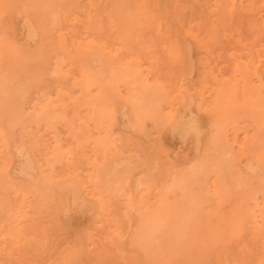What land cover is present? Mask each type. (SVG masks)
<instances>
[{"label": "rangeland", "instance_id": "374dc122", "mask_svg": "<svg viewBox=\"0 0 264 264\" xmlns=\"http://www.w3.org/2000/svg\"><path fill=\"white\" fill-rule=\"evenodd\" d=\"M55 1H56L57 6L53 8L49 5L47 0H0V26L3 24L0 27V91L12 90L15 92L23 93V97L21 98V107L23 109V112H24V114H33L31 105H32V103H34L37 94L35 93V89L33 86H28L25 83L28 81V77L30 78L32 70L35 69V67H34L35 65H33V62H35V60H36V62H37L36 66L38 67V69L41 68L40 69L41 82L38 84L39 88L42 89L43 91H46L47 93H49L51 98H55L57 93L60 92L59 94L62 95L65 102L69 103L68 100H70V98L75 99L79 95V91H77L78 87L75 85L76 77H77V74H76L77 70H76L75 66H70L68 64V60H65L62 63V66L59 67L60 69H54L53 68V67H55L54 61L59 60L63 55H66V56L71 57V58L77 57V56H79V58H80L82 56L80 59L85 60V61L91 60L92 58L94 59L93 54L91 52H89L90 50H88L85 46H87V45L94 46V45H97L99 43V44L104 45V48H106V49H104L105 54H108V52H109V54H111L110 57H108V58L105 56V58H107V60H108V65L106 63H105V65L102 63V66L106 69V72H107L106 75L111 74L110 71L113 70V85L112 84L110 85V88L112 89V95H113V96H111V100H110V104L113 108V117L110 118L111 125L108 127V129H107V124H108L107 121L109 120V118L106 117L105 122H107V123L102 125L101 128H99V130H96L92 126H90L88 124H84V112H83V110L80 111V110L74 109L72 107V105L70 104L71 107L69 105L66 109L69 111V107L71 108V111H69L70 115L66 114L65 120L59 124L57 123L52 131L45 130L43 128V126H41V125H38V126H36L34 124L30 125L29 120H28V118H29L28 115H25L24 121L22 123L23 125L22 124H16L15 126L10 128V129H12L11 130V140H12L13 145H18L20 143L19 136L26 134V138L24 140L26 152H28V156L33 160L34 163L41 166L39 169L41 178L45 179L48 183H50L52 188L54 189V192H53V196H54L53 199L54 200L51 204H54L56 199H59L60 201H62L61 213L63 212V214H60L61 216L59 219V223H57V222L54 223V222H52L53 216L51 215V211L49 208H47L46 206L39 207L31 198L27 199L26 201H23V203L21 201V203L24 204L25 208L23 210L21 208V210L23 211L21 213L22 214L21 216H23V217L20 218V222H21L22 226L26 227L25 229H26V232L28 235L25 238L21 239L18 243H12L11 241H9L7 239V241L4 242V244H6V246L4 248H2V246L0 245V264H29V263L32 264L31 262H33L32 261L33 257H35L34 260L39 257V259L35 260V261H38V263H36L34 261L33 262L34 264H53L56 261V259L60 256V253L63 254L67 250H71V249H78L81 251L82 260L80 261L79 264H103V263H105V264H107V263L108 264H111V263L112 264H116V263L121 264L120 262H123L122 258L119 256L117 258L118 254L116 253L115 249L113 248V245H111L110 241H108V239H109L107 237L108 232L109 231L112 232L115 230V227H114L115 222L119 223V225L123 229L124 223H122V221L125 219L124 221H125V223H127L124 225V227L127 226L126 228H124V231H123V233L125 234L129 228V225H128L129 220L128 219H130V220L139 219L141 214H143V212L147 210V207L155 204L154 202L159 197L160 188L163 187L164 190L166 191V188L169 185L168 182L171 185L172 182H174L172 180H175V179H177V181H179L178 183H181V181H182L183 186L179 184L180 187L182 186L181 190H183V191L186 190L188 192L187 193L184 191L185 195H184V197H182V195L184 193H183V191L179 190V188H180L179 186L177 187V189H175L178 191H174L173 187H172L173 189H171L173 191H167V192H172L170 194L167 193V194H169V196L167 195L168 196L167 197L168 198L167 203L170 202L172 205H174L176 207L178 206L182 210L186 211L185 216L183 217V220H181V222H180L181 223L180 227L182 230H181V233L179 232V235H181L182 243H180V245L177 242H175V244L173 243V246H175V245H177L178 247L181 246V248H180L181 251H179V253H180L182 259H184L185 261L189 260V259L190 260L193 259V261H191L192 262L191 264H195V263L200 264L201 261H202V264H204L203 261L206 262V264H208V261H209V264L210 263L211 264H213V263L218 264V261H219V264H264V214L262 216H258V213L250 211V210H252L251 203H253V200H251V198L253 199V198H257L259 196H264V194H261L264 191V184H262V182H264L263 181L264 180V178H263L264 177V158H263L264 148H262V146L264 147V127H263V125H264V114H263L264 113V79H263V77H264V42H263L264 41V16H263L264 15V0H261V1L260 0H255V1L254 0H201V1L200 0H183V1L182 0H173V1L172 0H163V2H162V0H154L155 3L152 0H141V1L138 0L137 4H136L137 0H130V1L129 0H126V1L125 0H116L117 3L116 2L114 3L115 0H113V1L110 0V1H112L113 9L115 8V10L109 8L110 6H112L110 4H108L109 7H107L106 4L110 3L109 0H70V1L66 0V3H67L66 5L64 4V2H65L64 0L63 1L62 0H55ZM95 1L98 3H96ZM102 1H104V2H102ZM150 1L153 2L152 7H151ZM253 1H254V3L252 4ZM59 2H60V4H59ZM140 2L142 3L141 6H140ZM84 3L88 4V6L86 5V7H83V6H85ZM223 3H225V4H223ZM62 4H64V5L62 6ZM101 4H102V7L100 9H101V11H103V13H101V15H100L99 14L100 9L98 11V10H96V8L98 9V7H100L99 5H101ZM120 4L121 5L129 4L130 9H129V7H127V5L122 7ZM177 4H178V6L176 8ZM188 4H189V6H188ZM244 4H245V6H244ZM60 5L62 7H60ZM136 5H137V7H135ZM143 5H144V7H142ZM120 6L122 9H124V8L128 9V11L122 10L124 12V16H123V13L121 11H119V10H121ZM181 6L184 7L183 13H182L183 10H181V9H183V7H181ZM190 6H191V8H190ZM103 7H106L107 10H109V11H111V10L115 11L114 13L117 14V16H119V14L122 13L121 16H123V18L128 17L129 10H130L131 14L133 13V15L129 14L132 17H128V19H126V20L124 18V20L126 22L128 20V22H127L128 25L129 26L132 25V27H134V28H131V31L134 29L132 32V35H133V38L134 37L135 38H134V40H132L130 38V36L132 37V35H130L131 32L128 33V31L130 29H128V31H127L126 28H129V27H128V25L124 24V26L126 27V28L125 27L124 28L126 29L127 34L129 36V38H127V36H126V38L131 39L132 44L134 42L135 45L138 44L139 41L142 42L143 47H142V44H140V42H139L140 45L138 44V46H140V47H138V49L140 50L141 54H142V52L144 53L145 56H143L144 57L143 59L145 61L144 60L142 61V57H138V56H140V55H137L138 53L135 54L136 57L132 58V56H130V57H128V59L126 58V60L123 61V59H125L122 57L124 55V53L125 52L127 53L128 50H131L129 48H133L134 45L132 47H129V48L126 45L128 50L125 48V45L123 48L120 45H122L126 40L121 41L124 37L121 40H119V38H118V36H120V35L122 37L123 33L120 34V32H117L118 35L116 36V33H114V32L116 31V29L117 30L121 29V31L125 32V30L123 28V23H126V22H121V21H123V18L121 16H119L121 18V21H120L117 17L114 16L113 13L111 14V12L105 11L106 8L102 10ZM117 7L120 9H118ZM131 7L133 8L134 11L136 9H137L136 11H139V9H140L141 12L139 11V13H141V14H139L138 12L135 13ZM149 7H151V8H149ZM153 7H156V8H153ZM185 7H187V8H185ZM251 7H253V8H251ZM87 8H88V10H87ZM14 9H16L17 11H15ZM156 9H158L159 11ZM252 9H254L253 12H252ZM150 10H151V12H149ZM176 10H179V12L181 14ZM46 11H48V12H46ZM58 11H60V12H58ZM92 11H95L94 12L95 14L98 12V14H97V15H99V16H97L98 18H94L95 16H94V14H92ZM156 11H157V14H156ZM175 11L178 13H174ZM249 11H251L253 14H255V13L257 14V15L255 14L257 16L256 19H254L253 14L251 15V17H249V14H250ZM17 12H18V16H17ZM125 12H126V14H125ZM185 12H186V14H185ZM226 12L229 14L228 17L231 18V20L228 19L230 21H227L229 23L226 22L227 19L225 20V18H228V17H226V14H225ZM57 13H64V14L60 15ZM85 13H87V14H85ZM149 13H150V15H148ZM204 13L205 14L207 13V14L205 15ZM103 14H105V15H103ZM110 14L113 16L111 18H114V19L116 18L115 20L111 19V22H112L111 28H113L115 25L117 26V22H118V26L121 24L122 25H121V28L120 27L119 28L114 27L112 29L114 31L113 34H115L114 37H113V34L111 35L112 31L107 28L108 30L111 31V32L108 31V34L110 32V35L113 38L117 39V40H115L113 38L111 39V37L109 35V38H107V41L109 39V42H110V40H112L111 44H113L115 42H116V44H114L115 46L112 47L113 50L110 47L109 51H108V49H107L108 43L106 44L105 41H102L103 40L102 36L105 35L106 33L104 32V34H102V36H100V34H101L100 33L99 34L100 37L97 36V37H99V39L96 37L97 41L99 40L98 42H95L96 38L94 37L97 34H95V35L93 34L91 36L90 33H93L94 31H95L94 33H96L97 27L102 28L103 24H101L99 22L100 20H103L102 16H103V18L106 16V18L110 21V18H109L111 16ZM158 14H160L161 16ZM175 14H179V15L175 16ZM244 14H246V15L248 14V17H245ZM80 15H81V17H80ZM156 15H158L159 19H158L157 23L155 22L157 26L154 25L153 28L156 27L157 31L156 30L155 31H156L157 37L155 35H153V36H155L156 38L159 39L160 42H158L156 40V42L159 44L162 42V40L165 43V41H167V39H168V41H167L168 43L162 44V46L160 45V47L162 48L161 49L162 51L161 52L159 51V55L161 56V58L163 57V60H160L159 65H158V59H159L158 56H157V58H158L157 61H154L156 59L154 56L155 55L154 52L156 50L154 51L152 48V50L154 51L153 52L150 49L153 43L150 45V47L146 43V42H148L150 44V42H154L152 40L155 39V38L154 39L151 38L152 40L148 39L147 38L148 35L146 37V34H149L147 29L149 26H151L150 24H147L149 21L147 23H146V21L151 19V20H153L152 22L154 23V21H156V18H155ZM164 15L167 16V18H164ZM194 15H195V17L192 20V16H194ZM11 16H12V18H11ZM14 16H16V17H14ZM85 16H87L86 17L87 19H84ZM133 16H134V18H133ZM148 16L150 19H148ZM242 16L245 18L244 21L242 20V18H240ZM140 17H142L141 18L142 23L140 22V19H139ZM143 17L145 19L144 22L142 20ZM106 18H104V19L106 20ZM136 18H138V19H136ZM181 18L184 21H185L184 18H187V20H186L187 24L185 23L186 27L184 26V21H182ZM196 18L198 19L197 21L195 20ZM236 18H238V20L241 19V21L244 22L243 23L244 25L242 24V26H241L240 25L241 23H239V25H238L237 22H240V21H237ZM258 18H259V20H261V22H259L257 20ZM3 19H5V20H3ZM25 19H26V21H24ZM96 19H100V20H96ZM130 19H132L133 21L135 20V22H137L139 25H137V23L134 22L133 23L135 25L134 26ZM235 19H236L237 24L233 22V21H235ZM252 19H254L253 22H255V23L251 22ZM105 20L103 22L107 23L108 21L105 22ZM112 20L116 21V24ZM22 21H23V23H22ZM27 21H28V23H27ZM96 22H98V23H96ZM169 22L172 25H170ZM193 22H195V23H193ZM201 22H202V25H201ZM24 23H26V24H24ZM52 23L58 24V25L54 26V24H52ZM87 23H89L90 25H88ZM246 23H247V25H245ZM256 23H258V24H256ZM29 24H31L32 26ZM146 24L148 26H146ZM167 24H168V26H167ZM230 24H233V26L236 24L237 28L240 27L241 31L237 32L238 29L236 28L235 29L236 33H235V31L232 32L233 26H231ZM66 25L69 27H65ZM76 25L79 27L76 28L77 27ZM93 25H95L96 27L95 26L93 27ZM136 25L139 27V30H144L143 31L144 33H142V35L145 34L143 36H144V38H147V39H144L142 36H140L139 33H141V32L139 30H137L138 27ZM173 25L176 26V28L174 27L173 30H171L172 34L170 36V32L166 33V31H168L167 29L170 30ZM250 25L254 26V27H251ZM10 26H12V27L10 28ZM26 26H29V27H26ZM53 26L56 28H54ZM74 26H75V29H74ZM104 26H105V24H104ZM228 26H230V27L228 28ZM107 27H108V25H107ZM136 27H137V29H136ZM142 27L144 29H141ZM218 27L220 28V31H219ZM231 27H232V30H231ZM22 28H23V30H22ZM100 28H97V32H100V30H99ZM195 28H196V31L198 30L197 32L194 30ZM54 29H56V30H54ZM104 29H105V31L107 30L106 28H104ZM207 29H209V30L207 31ZM102 30H101V32H102ZM149 30H151V29H149ZM179 30H181L183 32H181ZM65 31H66V33H65ZM158 31L159 32L161 31V33L159 34ZM178 31L180 32V34L178 33ZM203 31H204V33H203ZM17 32H19V33L22 32L21 37H20V34H18ZM32 32H34V34ZM75 32H77L76 35H74ZM228 32L231 33V35ZM12 33H13V35H12ZM26 33L28 34L27 36H26ZM135 33H136V35H135ZM154 33L155 32H152V34H154ZM125 34L126 33H124V36H125ZM173 34H174V37L172 36ZM197 34H198V36H197ZM234 34L237 36H234ZM241 34H242V37L245 39H243L241 37ZM167 35L169 38H167ZM12 36L14 37L15 40L12 39L13 38ZM24 36H26L27 38L26 37L24 38ZM76 36H79V37H76ZM105 36H107V35H105ZM149 37H151V36H149ZM161 37H162V39H161ZM170 37H172V38H170ZM261 37H263V38H261ZM2 38L3 39L5 38L7 40H5V39L2 40ZM76 38H79V39H76ZM94 38H95V40H94ZM180 38H181V40H179ZM23 39H24V41H23ZM26 39H27V41H26ZM28 39H29V41H28ZM229 39H233V40H229ZM92 40H94V41H92ZM183 40L186 41L185 44H184ZM217 40H221V41H217ZM260 41H262V42H260ZM19 42H21V43H19ZM23 42H26V43H23ZM121 42H123V43L121 44ZM173 42H174L175 46H174V44H172ZM218 42H221V44H219ZM126 43H129V42H126ZM214 43H216V44L218 43V44L216 45ZM222 43H224V44L227 43L226 44L227 47L223 44V47L225 46L224 49H226L225 53H224L225 50L221 49L222 51L221 52L219 51L220 45L222 46ZM228 43L231 45L230 47H229ZM257 43H258V45H257ZM159 44H157L156 49L160 50V48H158ZM171 44H172V46H171ZM119 46L121 49L119 48ZM129 46H130V44H129ZM217 46L219 49H216ZM171 47H172V49H171ZM228 47H229V49H231V47H232L231 51L227 50ZM236 47H238L239 49H237ZM143 48H144V51H143ZM241 48H243V49L241 50ZM246 48H248V49H246ZM53 49H56V50H53ZM135 49H137V48L135 47ZM145 49H147V50H145ZM173 49H175V50H173ZM186 49H188L189 51H187ZM250 49H251V51H250ZM171 50H173V52ZM184 50H186V52H189V54H187ZM238 50H240L242 53L239 52ZM122 52H124L123 55H122ZM152 52L154 53V55H152L153 54ZM170 52H172L171 54L173 57V58L171 57V59L169 57V56H171ZM184 52L187 55H185V54L183 55ZM235 52L240 53V54L239 55L237 53L235 54ZM85 53H86V55H81V54H85ZM215 53H216V55H215ZM222 53H223V55L224 54L225 55L223 56ZM48 54H49V59L47 58ZM76 54H78V55H76ZM146 54L149 58L147 60L148 62H146V59H145L147 57ZM161 54L164 56H162ZM253 54L255 55V57L253 56ZM150 56L154 60H151ZM152 56H154V58ZM185 56L187 58L190 56L189 57L190 61L193 59L192 61H195V62L191 61V62H187L185 64L184 60H185V62L189 61V59L187 60V58ZM243 57L245 59L247 58L248 61H250V62H248L247 60L245 61V59H242ZM110 58L112 60H110ZM167 58L170 61H172V60H174V61L178 60V61H177V63L174 61H172L170 63V61ZM220 58H222V59H220ZM164 59H167V60H164ZM223 60H225V61L223 62ZM226 60H227V62H226ZM229 60H231V61H229ZM141 61H142L143 66L141 64ZM162 61H163V63H162ZM218 61H220V62H218ZM228 61H229V63L232 62V64H233V61H236V63H237V64H235L236 67H234L235 66L234 64H233L234 66H232V64H231V67H230V65L228 64ZM256 61H258V62H256ZM132 62H134L135 64L136 63L139 64L138 69L141 68L142 70L137 71V67H136V70H134L135 69L134 66H137V65H135ZM165 62L170 63L169 67L171 66L170 74L168 73L169 75L165 74V73H167L166 71L168 69V67H167L168 64H166ZM42 63H44V64H42ZM153 63H155V65ZM172 63H173V66L171 65ZM175 63H176V65H175ZM145 64L152 66L153 69H151L152 67H150L148 65L145 66ZM160 64H162L161 67H160ZM191 64H193L192 68L194 67L193 68L194 70H193V73L191 72L192 74L190 75L191 70L189 71V68L191 66L188 67V69H187V66L191 65ZM31 65H33V66L31 67ZM174 65L178 68L176 69L174 67ZM237 65H238V67H237ZM252 66H254V67H252ZM43 67H45V68H43ZM155 67H156V69L158 68L157 72H156L157 74L155 72H153V70H156ZM159 67L162 69L161 72H160ZM224 67L231 68L232 71L228 72L226 70V68H224ZM163 68H167V69L163 70ZM246 68H248V69H246ZM222 69H224V71ZM231 69H228V70H231ZM52 70H54V71L52 72ZM73 70H75V71H73ZM169 70H170V68H169ZM187 70L189 72L190 77H188ZM233 70H235V71L233 72ZM22 71H23V74H22ZM61 71H62V73H60ZM133 71H134V74H133ZM174 71H176V74L174 73ZM225 71H227L226 72V73H228L227 75L225 74ZM51 72L54 73V74H52L53 76L54 75H57V76H54V77L51 76ZM239 72H241V73H239ZM20 73L22 74V76ZM231 73H232V75L234 74L233 76H231L233 78H230L228 76ZM253 73H255V74H253ZM147 74H149V75H147ZM164 74H165V76H167L169 78L172 76L175 77V79L172 77V79H174V82L172 83L173 86H167L166 87V85L164 83L167 80H166V77L163 76ZM222 74H224L223 78L220 77V76H222ZM235 76H236V78H235ZM158 77H160L161 79H159ZM178 77H180V78H178ZM241 77H242V79H241ZM162 78L164 80H162ZM68 79H70V81H68ZM235 79H238L237 81L238 82L240 81V82L238 83ZM256 79L258 81L259 80H261V81H259V83H258V81ZM50 81H52V84L50 83ZM219 81L221 83L225 82L228 85L223 86V84L225 85V83H222V84L219 83V85H217ZM67 82H69L68 85L70 84L69 90L65 89V86H66L65 83L67 84ZM169 82H170V80L167 83H169ZM177 83H178V86H177ZM234 83L235 84L238 83V84H237V87L233 89V87H231V86L234 85ZM244 83H246V84H244ZM9 85H11V86H9ZM116 85H118V86H116ZM67 86H66V88H68ZM220 86H222L223 89L225 88L226 93L222 94V92H224V91L220 90V88H219ZM238 86H240V87H238ZM159 87H161V88H159ZM137 88H138V91L136 90ZM216 88H218L219 91ZM70 89L73 91H74V89H76L77 92L74 91L75 92L74 93L72 91V93H71ZM128 89L135 96L134 100L138 103L136 106L137 109H135L132 106V104L128 98L129 97L128 92H127ZM171 89L173 90V93H172ZM230 89H232V90H230ZM122 90L124 91V93ZM213 90H215V92ZM216 91L218 94L216 93ZM244 91L246 93H244ZM51 92H52V94H51ZM149 92H150V94H149ZM185 92H186V94H185ZM215 93L217 94L216 100L219 99V101L217 100L218 102L216 104V108L220 113V117L217 119H215L213 117V115H211V114H213L211 111V108L212 109L215 108L214 105H215L216 101H213L214 95L216 96ZM71 94H72V96H71ZM249 94H250V97H249ZM223 95L224 96L226 95L225 100L222 97ZM185 97L188 98V99H185L186 101L183 100ZM232 101H233V104H232ZM186 103H188V105H185ZM123 104L125 106H123ZM207 104H209V105L207 106ZM219 105H221V106H219ZM121 106H123V107H121ZM197 106H199L200 108L198 109ZM167 108H169V111L167 110ZM252 109H254V110L256 109V110L252 111ZM116 110H118V111H116ZM120 110L122 111V113ZM231 110H232V112H231ZM233 110H236V111H233ZM116 112H119V113H116ZM178 114L181 115L179 118H180V122H181L182 127L180 128L179 131L178 130L175 131V129L172 125L173 122L171 120H173L172 115H176V117H178L179 116ZM82 115H83V117H82ZM188 115H189V117H187ZM126 116H127V118H126ZM202 117H204V118L202 119ZM125 118L127 119V121ZM197 118H198V120H197ZM66 119H68V120H66ZM116 119H118V121ZM122 119H124V120H122ZM237 120H239V121L237 122ZM52 121L54 122L56 120L53 118ZM197 121H199V124L197 123ZM231 121L234 125L231 124ZM129 122L131 123V125ZM191 122H194L197 125L202 126V127L199 126V130H201L202 132L200 131L201 136L199 135L198 138H197V135L195 133L193 135L192 130H188V125ZM185 123L187 124L186 128H185V125H186ZM221 123H222V125H220ZM126 124L128 127L126 126ZM213 124H215V125H213ZM76 125H77V128H76ZM166 125H168V126H166ZM219 125H220V127L225 125V127L218 128ZM261 125H262V128H261ZM216 126H218V127H216ZM164 129H165V131H164ZM18 130H20V131H18ZM133 130H134V132H133ZM147 131L149 134L147 133ZM101 132L102 133L108 132L109 139H106V138L102 139L103 134L101 135L100 134ZM171 132H173L174 134ZM63 133H66V134H63ZM181 133H183V134H181ZM241 133L242 134L244 133V135L242 136ZM203 135H205V136H203ZM233 135H235V136H233ZM206 136H208V137H206ZM218 136H220V137H218ZM230 136L233 137V140L231 139ZM168 137H169V139H168ZM173 137H175V138L173 139ZM239 137H240V139H239ZM68 138H69V141H65ZM157 138H159V139H157ZM221 139H223V140L221 141ZM235 139L238 142L240 141V144H238V142L235 141ZM107 142L110 144V146L108 145ZM233 142H235V143L233 144ZM194 143H195V145H194ZM65 144H67V145H65ZM119 146H120V148H119ZM121 146H123V149ZM127 146L129 148H131L132 150L130 151V149ZM154 146H156V147H154ZM29 147H32L33 149L29 150ZM125 148L128 149L130 152L128 150L127 151L125 150L126 151L125 152L124 151ZM155 148L157 150V153H156ZM158 148H160V149H158ZM161 149H163V150H161ZM199 149H201V150H199ZM158 150H160L161 152L159 153ZM230 150L232 151L231 154L229 153V152H231ZM77 151H78V153H77ZM107 151H108V154L106 153ZM142 151H143V153H142ZM211 151H213L217 155H219L221 158V161L223 163V169L222 170H224V171H223V174H221L222 176L220 178L218 190L213 188V185H212L213 184L212 183L213 177L208 172V170L206 169L207 158L210 155ZM225 151H226V153H225ZM52 152H56V153L53 154ZM61 152H62V154H61ZM153 152L156 153V154H154V156L156 155L155 157L152 155ZM199 152H200V154H199ZM205 152H207L209 155ZM252 152H253L254 156H253ZM104 153L108 155V159L110 160L109 166H111V165L113 166V177H114L113 178V193L110 196V198L108 199V205H109V207H108L109 213L108 214H109L111 219L109 221L106 219L107 217L106 218L101 217V218H103L101 221L100 216L97 218V212H98L99 204L94 199L93 200L90 199V196L87 195L86 197L89 200V203H90V205H92L94 210L91 211V213L86 212V211L84 212V210H83V213H81V215H84V214L85 215L84 216H81V215L78 216V219H77V217H74L73 218L74 224H71L68 222V220H69L68 218H70V216L73 217L74 213L71 212V214H69L68 217H64L65 210L72 207L73 200L75 198L83 197V193L80 189V184H81V182L84 181L85 177H87L88 175L91 174V169H90L91 164L92 163L100 164L104 160V158H103ZM128 153H130V154H128ZM140 153H142L144 155H142ZM185 153H187V154H185ZM223 153H225V154H223ZM57 154H59V155H57ZM125 154H127V155H125ZM147 154H149V155H147ZM221 154H222V156H221ZM12 155H13L12 156L13 161H10V165L12 166V168L9 167L10 166L9 165L7 168V171H8V176L14 179L15 176L17 175V172L21 168L22 163L19 159H16V157H15L16 154H12ZM54 155H56V156H54ZM224 155H226V156H224ZM47 156L52 159L51 162L53 164L51 162H49V165L45 166L44 160L47 158ZM99 156H101V157H99ZM159 156H161V157H159ZM200 156H202L203 158ZM149 157L150 158L152 157L150 163H148L149 162L148 160L150 159ZM251 157H252V159L250 160ZM260 157H261V159H260ZM98 158H100V159H98ZM114 158H118L117 161H116V159L114 160ZM161 158H162V160H164L163 161L164 163L167 162L165 165L163 164V166H161L162 169L158 167L159 163L160 164L162 163ZM79 159H80V161H79ZM180 159H181L182 163L179 162ZM262 159H263V161H262ZM176 160H178V161H176ZM188 160H191V161H188ZM252 160H254V161H252ZM112 161H114V162H112ZM195 161L197 162L198 165L195 164L196 163ZM248 161L251 162L250 165L251 164L253 165L252 167H250V169H247V166L248 167L250 166ZM1 162H2V160L0 158V164H1ZM192 162H193L194 166L191 167L190 163H192ZM247 162H248V164H247ZM116 163H118V164H116ZM254 163H256V165H254ZM82 164H84V165L82 166ZM151 164H153L154 167L151 166ZM79 165H80V167H79ZM185 165H186V167H185ZM16 166H19V167H16ZM142 166H144V167H142ZM189 166L191 167V170H190V173L187 174ZM243 166H246V167L243 168ZM56 167L57 168L61 167V169L60 168L57 169ZM83 167H86V168L83 169ZM135 167H138V168H135ZM182 167H183V169L181 170ZM195 167H197V168H195ZM151 168H152V170H151ZM13 169L16 172L15 171L13 172ZM184 169H186V171H183ZM192 169H194V170H192ZM242 169H244V170L242 171ZM160 171L161 172L163 171L164 174L161 175ZM193 171H195V172H193ZM173 172H174V174H173ZM175 172H177V174H175ZM181 172L183 173V175H181ZM154 173H156V175ZM194 173H195V175H194ZM198 173H202L203 176L201 175L200 177H198L199 176ZM204 173H205V175H204ZM236 173L242 177L236 176V178H235V175H237ZM254 173L256 175H254ZM13 174H14V176H13ZM160 175L163 178H161ZM208 175H210V176L207 178ZM247 175L248 176L252 175V176L250 178ZM73 176L76 178H74ZM176 176H177V178H175ZM231 176L234 177L233 178L234 181H232V182H231V180H232ZM202 177H203V180H200V179H202ZM222 177H223V179H222ZM253 177L255 179H253ZM256 177L259 181L256 179ZM204 178H206L208 180L205 179L206 181H204ZM237 178H239V181H237L238 180ZM240 178H242V179L244 178L243 179L244 181L241 182ZM164 179H165V181H164ZM235 179H237V180H235ZM260 179L261 180L263 179L262 182ZM132 180H134L135 182ZM167 180H169V181H167ZM254 180L256 182H253ZM0 181H1L0 185L3 186V187H0V197H5V199L14 207L19 205L20 199L17 198V196L12 193L11 189H9L10 187L8 186L6 179L3 177V175H1V173H0ZM31 181H33V180H31ZM65 181H66V184L64 183ZM72 181H74V182H72ZM236 181H237V183L234 184ZM61 182H62V184H61ZM157 182H158V184H157ZM244 182L247 184V186L250 184L249 187L243 185ZM251 182H252V184H251ZM227 183L230 186H228ZM174 184L176 186L178 185L176 181L174 182ZM208 184H209V186H208ZM237 184H239L238 185L239 187L237 186ZM62 185H66V188H61V192H59L58 187H62ZM206 185L208 186L207 187L208 189L206 187H204ZM233 185L234 186L236 185L238 189L236 190V188H234ZM72 186H74V188ZM185 186H186V188H184ZM260 186H261V188L259 190H261V191L263 190V191L259 193L258 188ZM4 187H5V189H4ZM7 187H8V189H7ZM241 187H242V189H241ZM1 188H2V191H1ZM146 188L148 189V191ZM168 188H167V190L170 189V188L169 189ZM211 188H213V189H211ZM6 189H7V191H6ZM72 189H73V191H72ZM232 189H233V191H232ZM245 189H246V192H245ZM79 190H80V192H78ZM132 190H133V194L131 192ZM227 190H229L230 193L233 192L234 194L229 193L230 194L229 195ZM5 191L7 192V194L5 193ZM68 191H69V193H68ZM235 191H236V194H238L239 196L235 195ZM9 192H10V194H8ZM129 192H130V194H129ZM157 192H158V194H157ZM239 192H240V194H239ZM242 192H244V195ZM245 193H247V194L245 195ZM254 193H255V195H254ZM76 194H77V196H76ZM78 194H79V196H78ZM128 194H129V196L126 197ZM144 194H146L147 196L146 195L143 196ZM219 194H221V195H219ZM248 194H250V198L247 196ZM251 194H253V195L251 196ZM74 195L76 197H74ZM191 196L194 197V200L191 203H189L188 200L191 198ZM229 196H232L233 198H234V196H236L238 199L232 200L231 197H229ZM244 196H245V199H244ZM63 197H65V199ZM208 197H209V199H208ZM126 198H128L130 200H127ZM171 198H173L172 199L173 203L171 202ZM225 198H227V199H225ZM66 200H67V202H66ZM237 200L244 201V202L239 203V201H238V203H236ZM127 202H128V205L126 204ZM151 202H153V203L151 204ZM233 202L235 204H238V207ZM243 203H245V204H243ZM132 204H134L136 206L134 208V210H133V208L130 207V210L133 213V214L132 213L131 214L134 215L135 217L130 214L129 209L127 210V208L129 206H131ZM115 207H117V209ZM119 207H123V208L119 209ZM219 207L222 208L220 212L217 210V208H219ZM241 207H243V208H241ZM223 208L226 210V212H225V210H223ZM118 209H119V211H118ZM231 210L233 211L232 213H230ZM25 211H27V212H25ZM117 212L118 213L121 212L120 213L121 217H120V215H118ZM240 213L243 215V217H240V215H241ZM249 213L251 215H249ZM149 214H151V213H149ZM153 215L154 214H152V216ZM230 215H231V217H230ZM246 215H248L250 218L251 217H253V218L252 219H250V218L244 219V217L247 218ZM254 215H255V217L257 215V217H259L258 219H261V221L255 220L257 217L254 218ZM148 216H150V215H148ZM36 217H38V219ZM80 217H82V219ZM83 217H84V219H83ZM227 217H229V218H227ZM65 218H67V220ZM240 218H242V219H240ZM40 219H42V221ZM150 219H151V217H150ZM235 219H237V220H235ZM0 220H1V215H0ZM80 220H82L81 221L82 223L79 222ZM38 221H39V223H38ZM233 222H234V224H233ZM255 222H257V225L255 224ZM79 223H80V225H78ZM31 224L33 227H31ZM258 224H260V226ZM233 225H235V226H233ZM76 226H78V227H76ZM104 226H106V227H104ZM255 226H258V227H255ZM51 227H52V229H56V227H57L59 231H56V234H53L54 232L49 229ZM228 227H230V228L227 230ZM76 228L78 231L80 230L79 231V232H81L80 234L76 230ZM83 228H85V229H83ZM104 228H105V230H104ZM260 228H261V230H260ZM255 229L259 230V234L257 233V230H255ZM68 230H69L70 234L68 233ZM218 230L220 231V233ZM262 230H263V233L260 234L262 232ZM97 231H99V232H97ZM101 231L104 233H101ZM182 231H183V234H182ZM254 231H256V233ZM64 232H65V234H63ZM49 233H52V234L50 235ZM77 233H78V235H77ZM218 233H219V235H217ZM58 234L59 235L63 234V235L61 237L56 236L53 238V235H58ZM69 235L71 236L70 237L71 239H69V241H67V239L65 237L69 236ZM79 236L82 237V240H79L80 238L78 239ZM48 237H50L49 239H51V241L48 239ZM210 237H211V239H210ZM61 238L62 239L65 238L63 240H66L67 243L64 242L63 240H61ZM53 239H54V241L52 242ZM94 239H95V241H94ZM60 240L63 241L64 243L60 242ZM77 240H79V241L77 242ZM47 242L50 243L48 245V247H47ZM58 242H60V243H58ZM74 242H75V245H74ZM210 242H211V244H210ZM44 243H45V245H44ZM85 243H86V245H85ZM103 243H104V245L108 244V248L111 247V250H112L111 253L116 254L115 260L118 259L117 261H114V260H112L111 257H109L108 252H110V251H108V249H107L108 252L106 254V248L107 247L103 248L104 247ZM31 244H32V248H34V250H30L31 252H29L28 250H25L26 247L30 249L31 247H29V245H31ZM83 245H85L84 246L85 250H83V248H82ZM214 245H216V246H214ZM19 246L21 249L19 248ZM101 246H103L102 248L104 250H102ZM49 247H50V250H49ZM56 247H57V249H56ZM207 247H210V248H208L209 250L205 249ZM43 248H44V250H43ZM210 249L213 251L214 254L212 253V251ZM26 251H28V252H26ZM83 251H85V254ZM46 252H47V255H46ZM54 252H56V253H54ZM192 252L195 254H193ZM204 252H205V254H208V255L210 254L212 257L211 259H213V260L209 259L210 258V255H209V256H207L206 261H205V259L203 258V257H206V256H203ZM18 253H19V256H17ZM28 253H30V254H28ZM31 254H32V257H31ZM96 254H97V258H96ZM44 255H46L45 256L46 259L44 258ZM112 255L113 254H111L110 256H112ZM24 256L26 258L28 256L27 259L25 258L26 261L22 258ZM51 256H53V257L51 258ZM197 256H198V258H197ZM30 258H31V261H30ZM113 258H114V256H113ZM102 259H103V261H102ZM28 260H29V262H28ZM39 260H41L40 263H39ZM101 261H102V263H101ZM181 262H183V261H181Z\"/></svg>", "mask_w": 264, "mask_h": 264}, {"label": "bare ground", "instance_id": "6f19581e", "mask_svg": "<svg viewBox=\"0 0 264 264\" xmlns=\"http://www.w3.org/2000/svg\"><path fill=\"white\" fill-rule=\"evenodd\" d=\"M48 1V3H49V5L51 6V7H56L57 6V4H56V1L55 0H47ZM63 1V0H62ZM65 2H64V4L66 5L67 3H66V0H64ZM70 1V0H69ZM113 1V0H112ZM112 1H110L109 0V2L110 3H107L106 5H107V7H109L108 6V4H110V5H112ZM126 1V0H125ZM130 1V0H129ZM141 1V0H140ZM152 1H154V0H152ZM152 1H150V3H151V7L153 6V2ZM173 1V0H172ZM183 1V0H182ZM201 1V0H200ZM255 1V0H254ZM254 1L252 2V4L254 3ZM261 1V0H260ZM61 2V1H60ZM60 2H59V4H60ZM96 2V1H95ZM102 2H104V1H102ZM116 2V0L114 1V3ZM128 2V1H127ZM133 2V1H132ZM147 2V1H146ZM162 2H163V0H162ZM181 2V1H180ZM197 2V1H196ZM96 3H98V2H96ZM117 3V2H116ZM138 3V0H137V2H136V4ZM154 3H155V1H154ZM185 3V2H184ZM192 3V2H191ZM64 4H62V6L64 5ZM85 4V3H84ZM100 4V3H99ZM124 4V3H123ZM141 2H140V6H141ZM179 4V3H178ZM178 4L176 5V8H177V6H178ZM223 4H225V3H223ZM83 5V4H82ZM86 5L88 6V4H85V6H83V7H86ZM97 5V4H96ZM116 5V4H115ZM121 5V4H120ZM125 5H127V7H129V4H125ZM125 5H121L122 7L123 6H125ZM134 5V4H133ZM160 5V4H159ZM158 5V6H159ZM194 5V4H193ZM61 5H60V7H62ZM100 7H98V9L96 8V10H98L99 11V9L102 7V4L101 5H99ZM121 6H120V8H121ZM169 6V5H168ZM188 6H189V4H188ZM244 6H245V4H244ZM243 6V7H244ZM255 6V5H254ZM253 6V7H254ZM82 7V8H83ZM134 7V6H133ZM135 7H137V5L135 6ZM142 7H144V5L142 6ZM151 7H149V8H151ZM170 7V6H169ZM181 7H183V6H181ZM180 7V8H181ZM253 7H251V8H253ZM81 8V9H82ZM93 8V7H92ZM106 7H103L102 8V10L103 9H105ZM110 9H113V5L112 6H110L109 7ZM118 8V7H117ZM120 8H118V9H120ZM132 8V7H131ZM153 8H156V7H153ZM168 8V7H167ZM185 8H187V7H185ZM190 8H191V6H190ZM195 8V7H194ZM250 8V7H249ZM263 8V7H262ZM129 9H130V7H129ZM139 9V8H138ZM147 9V8H146ZM159 9V8H158ZM158 9H156V10H158ZM196 9V8H195ZM15 11H17L16 9H14ZM19 10V9H18ZM87 10H88V8H87ZM91 10V9H90ZM113 10H115V8L113 9ZM122 10H127L128 11V9L126 8H124V9H122L121 8V10H119V11H121L122 13H123V16H124V12L122 11ZM132 10H133V8H132ZM137 10V9H136ZM134 11L135 13L136 12H138L139 13V11L141 12V10L139 9V11ZM148 10V9H147ZM181 10H183L182 11V13L184 12V7H183V9H181ZM189 10V9H188ZM14 11V12H15ZM34 11V10H33ZM71 11V10H70ZM105 11H109V10H107V8H106V10ZM155 11V10H154ZM159 11V10H158ZM161 11V10H160ZM176 11H178L179 12V10H176ZM174 12V13H178V12ZM197 11V10H196ZM201 11V10H200ZM230 11V10H229ZM254 11V9H252V12ZM263 11V10H262ZM10 12V11H9ZM46 12H48V11H46ZM58 12H60V11H58ZM95 11H92V14H94V18H98L97 16H99V15H97L98 14V12L95 14L94 13ZM109 12H111V14L113 13L114 14V16L115 17H117L120 21H121V18L119 17V16H121L122 15V13L121 14H119V16H117V14H115L114 12L115 11H109ZM149 12H151V10L149 11ZM164 12V11H163ZM169 12V11H168ZM221 12V11H220ZM251 11H249V17H251V15L253 14ZM101 13H103V11H101V9H100V15H101ZM120 13V12H119ZM147 13V12H146ZM159 13V12H158ZM162 13V12H161ZM180 13V12H179ZM200 13V12H199ZM248 13V12H247ZM4 14V13H3ZM16 14V13H15ZM57 14H60V15H63L64 13H57ZM85 14H87V13H85ZM110 14V15H111ZM125 14H126V12H125ZM129 14H131V12H130V10H129ZM128 14V17H132L131 15H133V13L131 14V15H129ZM139 14H141V13H139ZM156 14H157V11H156ZM181 14V13H180ZM185 14H186V12H185ZM198 14V13H197ZM205 14V13H204ZM207 14V13H206ZM205 14V15H206ZM226 14V17H228L229 16V14L226 12L225 13ZM224 14V15H225ZM256 14V13H255ZM255 14H253V16H254V19H256V15ZM10 15V14H9ZM23 15V14H22ZM103 15H105V14H103ZM148 15H150V13L148 14ZM158 15H160V14H158ZM158 15H156L155 16V18H156V21H154V23L156 22L157 23V21H158ZM163 15V14H162ZM171 15V14H170ZM176 15H179V14H175V16ZM245 15V17H248V14L246 15V14H244ZM5 16V15H4ZM17 16H18V12H17ZM24 16V15H23ZM123 16H121L122 18H123ZM126 16V15H125ZM135 16V15H134ZM134 16H133V18H134ZM137 16V15H136ZM161 16V15H160ZM217 16V15H216ZM238 16V15H237ZM264 16V15H263ZM7 17V16H6ZM14 17H16V16H14ZM80 17H81V15H80ZM84 17V16H83ZM87 16H85V18L84 19H87L86 18ZM109 17V16H108ZM111 17H113L112 15L109 17L110 18V21L106 18V16L104 17V18H106V20L103 18V16H102V19L103 20H100V19H96V20H100L99 22L101 23V24H103V26H102V28H100V27H97V28H100L99 30H100V32H97V28H96V33H94L95 31V29L93 30L94 32L93 33H90L91 34V36L94 34H97V35H95L94 37L96 38L97 36H99V34H100V36H102V34H104V32L106 33L105 35H107V36H105V35H103L101 38L103 39L102 41H105L106 42V44L108 43V47H107V49H108V51H109V48L111 47V49H112V47L113 46H115L114 44H116V42L115 43H113V44H111V42H112V40H110V42H109V39H108V41H107V38H109V35H110V32L112 31V33H111V35L113 34V28L114 27H116V28H121V25H119L118 26V22H117V26L115 25L116 24V21H113V20H115L114 18H111ZM128 17L126 18V17H124L125 18V20L126 19H128ZM138 17V16H137ZM181 17V16H180ZM185 17V16H184ZM194 17H195V15L194 16H192V20L194 19ZM235 17V16H234ZM8 18V17H7ZM11 18H12V16H11ZM124 18H123V21H121V22H126L125 20H124ZM132 18V19H133ZM141 18L142 17H140L139 19H140V22H141ZM146 18V17H145ZM164 18H167V16H165L164 15ZM172 18V17H171ZM188 18V17H187ZM187 18H184L185 19V21L181 18V20L182 21H184V26H185V23H186V20H187ZM212 18V17H211ZM240 18H242V20L244 21L245 20V18L242 16V17H240ZM239 18V19H240ZM244 18V19H243ZM27 19V18H26ZM26 19L24 20V21H26ZM111 19H113L112 21L115 23L114 25V27L113 28H111V25H112V22H111ZM132 19H130L131 20V22H132V24L135 22V20L133 21ZM136 19H138V18H136ZM148 19H150L149 18V16H148ZM170 19V18H169ZM180 19V18H179ZM227 19V20H226ZM228 19H230L231 20V18H225V20H226V22L227 21H230V20H228ZM237 19V21H240V22H237L238 23V25H239V23H241L240 25L242 26V24L244 23L243 21H241V19L240 20H238V18H236ZM236 19H235V21H233L234 23H236ZM248 19V18H247ZM254 19H252L251 20V22L252 23H255V22H253L254 21ZM3 20H5V19H3ZM23 20V19H22ZM105 20V22H107V23H104L103 21ZM118 20V21H119ZM143 22H144V17H143ZM196 21L198 20L197 18L195 19ZM194 20V21H195ZM233 20V19H232ZM259 22H261V20H259V18L257 19ZM29 21V20H28ZM28 21H27V23H28ZM103 23H102V22ZM137 21V20H136ZM149 21V22H148ZM151 21V22H150ZM153 20H147L146 21V23L147 24H150L151 26H149L148 27V32H149V34H146V37H147V35H148V39H150V40H152V39H154V40H152V41H154V42H150V44L148 43V42H146L147 44H148V46L150 47V45L152 44V46H151V50H152V48H153V50L155 51H153L154 53H155V55H154V53L152 54V55H154L155 56V60L154 59H152L151 58V56H150V58H151V60H154V61H157V59H158V65H159V62H160V60H163V57L161 58V56L159 55V51L161 52L162 50V48L160 47V45L162 46V44H165V43H168L167 41H168V39H167V41H165V43H164V41L162 40V42L159 44V43H157L156 42V40L158 41V42H160L159 41V39L158 38H156L157 36H156V27H154L153 28V26L155 25V26H157L156 25V23L154 24L153 22H152ZM249 21V20H248ZM30 22V21H29ZM85 22V21H84ZM94 22V21H93ZM92 22V23H93ZM127 22H128V20H127ZM123 23V28L125 27L124 26V24L125 25H128V23ZM139 22V23H140ZM203 22V21H202ZM202 22H201V25H202ZM2 23V22H1ZM22 23H23V21H22ZM96 23H98V22H96ZM99 23V24H100ZM130 23V22H129ZM135 23H137V22H135ZM142 23V22H141ZM140 23V24H141ZM153 23V24H152ZM170 23V22H169ZM175 23V22H174ZM193 23H195V22H193ZM227 23H229V22H227ZM232 23V22H231ZM236 23V24H237ZM24 24H26V23H24ZM52 24H54V23H52ZM67 24V23H66ZM84 24V23H83ZM88 25H90L89 23H87ZM98 24V25H99ZM104 24H105V26H104ZM145 24V23H144ZM143 24V25H144ZM146 24V26H148ZM187 24V23H186ZM219 24V23H218ZM221 24V23H220ZM234 25L233 26V24H230L231 26H233V30H232V27H231V30H232V32L233 31H235V29L237 28V25ZM256 24H258V23H256ZM3 25V24H2ZM1 25V26H2ZM29 25H31V24H29ZM56 25H58V24H54V26H56ZM107 25H108V27H107ZM110 25V26H109ZM134 25V24H133ZM137 25H139L138 23H137ZM136 25V26H137ZM170 25H172L171 23H170ZM175 25V24H174ZM172 26L171 27V29L169 30V29H167L168 31H166V33H169L170 32V36H171V34H172V32H171V30H173V28L175 27L176 28V26ZM206 25V24H205ZM244 25V24H243ZM245 25H247V23L245 24ZM254 25V24H253ZM0 26V27H1ZM32 26V25H31ZM53 26V27H54ZM64 26V25H63ZM77 26V25H76ZM95 25H93V27H94ZM101 26V25H100ZM135 26V25H134ZM145 26V27H146ZM167 26H168V24H167ZM208 26V25H207ZM220 26V25H219ZM249 26V25H248ZM251 26V25H250ZM261 26V25H260ZM12 26H10V28H11ZM22 27V26H21ZM26 27H29V26H26ZM65 27H69V26H65ZM79 26H77L76 28H78ZM91 27V26H90ZM96 27V26H95ZM110 27V28H109ZM128 27L129 28H126L127 29V31H128V29H130L129 31H128V33H130L131 32V34L130 35H132V32H133V30L131 31V28H134V27H132V25L131 26H129L128 25ZM138 27V26H137ZM137 27H136V29H137ZM141 27V26H140ZM186 27V26H185ZM184 27V28H185ZM201 27V26H200ZM230 26H228V28H229ZM239 27V26H238ZM251 27H254V26H251ZM250 27V28H251ZM9 28V27H8ZM54 28H56V27H54ZM81 28V27H80ZM92 28V27H91ZM104 28H108V29H110V30H106L105 31V29ZM124 28V30H125V32H123V31H121V29L120 30H117L116 29V31L114 32V33H116V36L118 35V33L117 32H120V34H122V37H121V35L120 36H118V38H119V40H121L123 37V39L121 40V41H125L124 43L123 42H121V44L122 45H120V46H122L123 48H124V45H125V48L128 50V48L129 47H132L133 45L138 49V47H140V46H138V44H139V42H138V44H134V42H133V44H132V42H131V39L132 40H134V38H133V35H132V37L130 36V38L131 39H127V38H129V36H128V34H127V31H126V29ZM147 28V27H146ZM145 28V29H146ZM183 28V27H182ZM211 28V27H210ZM209 28V29H210ZM219 28V27H218ZM261 28V27H260ZM74 29H75V26H74ZM82 29V28H81ZM103 29V30H102ZM141 29H144L143 27L141 28ZM149 29H151V30H149ZM209 29H207V31L209 30ZM238 29V31L237 32H239V31H241V29H240V27L239 28H237ZM22 30H23V28H22ZM29 30V29H28ZM54 30H56V29H54ZM80 30V29H79ZM88 30V29H87ZM101 30H102V32H101ZM137 30H139V27H138V29ZM136 30V31H137ZM156 30V31H155ZM195 31H196V28L194 29ZM81 31V30H80ZM108 31H110L109 32V34H108ZM135 31V32H136ZM141 33H139L140 34V36H142L143 38H144V36L143 35H145V34H143L142 35V33H144L143 31L144 30H139ZM163 31V30H162ZM179 31H181V30H179ZM178 31V33L180 34V32ZM194 31V32H195ZM198 31V30H197ZM196 31V32H197ZM218 31V30H217ZM216 31V32H217ZM219 31H220V28H219ZM218 31V32H219ZM222 31V30H221ZM146 32V31H145ZM147 32V33H148ZM152 32H155L154 34H152ZM177 32V31H176ZM181 32H183V31H181ZM252 32V31H251ZM254 32V31H253ZM18 34H20V37H21V33L22 32H17ZM33 34H34V32H32ZM65 33H66V31H65ZM88 33V34H89ZM124 33H126L125 34V36H124ZM158 33L160 34L161 33V31L159 32L158 31ZM191 33V32H190ZM203 33H204V31H203ZM222 33V32H221ZM229 33V32H228ZM235 33H236V31H235ZM242 33V32H241ZM17 34V35H18ZM70 34V33H69ZM77 34V32H75V34L74 35H76ZM230 35H231V33H229ZM12 35H13V33H12ZM28 34L26 33V36H27ZM73 35V34H72ZM110 35V37H111V39L115 36V34H113V37ZM135 35H136V33H135ZM153 35H155V36H153ZM166 35V34H165ZM177 35V34H176ZM182 35V34H181ZM200 35V34H199ZM221 35V34H220ZM240 35V34H239ZM248 35V34H247ZM250 35V34H249ZM254 35V34H253ZM26 36H24V38L26 37ZM99 36V37H100ZM126 36H127V38H126ZM149 36H151V37H149ZM173 37H174V34L172 35ZM197 36H198V34H197ZM234 36H237V35H235L234 34ZM251 36V35H250ZM249 36V37H250ZM13 37V36H12ZM29 37V36H28ZM76 37H79V36H76ZM99 37H97L98 39H99ZM106 37V38H105ZM187 37V36H186ZM185 37V38H186ZM233 37V36H232ZM241 37H242V34H241ZM248 37V38H249ZM27 38V37H26ZM95 38H94V40H95ZM97 38H96V41L95 42H98L97 41ZM100 38V39H101ZM137 38V37H136ZM142 38V39H143ZM147 38H144V39H147ZM152 38V39H151ZM167 38H169L168 37V35H167ZM170 38H172V37H170ZM188 38V37H187ZM219 38V37H218ZM243 38V37H242ZM261 38H263V37H261ZM260 38V39H261ZM5 39V38H4ZM3 38H2V40H4ZM12 39H14V37L12 38ZM76 39H79V38H76ZM92 39V38H91ZM113 39H115V38H113ZM161 39H162V37H161ZM160 39V40H161ZM164 39V38H163ZM174 39V38H173ZM172 39V40H173ZM243 39H245V38H243ZM251 39V38H250ZM5 40H7V39H5ZM15 40V39H14ZM94 40H92V41H94ZM115 40H117V39H115ZM128 40V41H127ZM139 40V39H138ZM166 40V39H165ZM179 40H181V38L179 39ZM223 40V39H222ZM229 40H233V39H229ZM235 40V39H234ZM23 41H24V39H23ZM26 41H27V39H26ZM28 41H29V39H28ZM184 41V40H183ZM217 41H221V40H217ZM226 41V40H225ZM263 41V40H262ZM262 41H260V42H262ZM11 42V41H10ZM34 42V41H33ZM126 42H129V43H126ZM185 42L186 41H184V44H185ZM223 42V41H222ZM239 42V41H238ZM243 42V41H242ZM257 42V41H256ZM264 42V41H263ZM13 43V42H12ZM11 43V44H12ZM19 43H21V42H19ZM23 43H26V42H23ZM31 43V42H30ZM75 43V42H74ZM85 43V42H84ZM144 43V42H143ZM177 43V42H176ZM181 43V42H180ZM189 43V42H188ZM219 44H221V42H218ZM217 43V44H218ZM237 43V42H236ZM32 44V43H31ZM112 46H111V45ZM129 44H130V46H129ZM140 44H142V42H140ZM139 44V45H140ZM156 44V45H155ZM157 44H159V47L158 48H160V50L159 49H156L157 47ZM172 44H174V42L172 43ZM172 44H171V46H172ZM214 44H216V43H214ZM216 44V45H217ZM223 44L224 43H222V46L220 45V52L222 51V50H225L224 51V53L226 52V49H224V47L226 46L227 47V43H225L224 45V47H223ZM229 44V43H228ZM15 45V44H14ZM110 45V46H109ZM126 45L128 46V48L126 47ZM183 45V44H182ZM257 45H258V43H257ZM120 46H119V48H120ZM133 46V48H129V49H131V50H128V52L126 53H124V52H122V55H123V53H124V55L122 56L123 58H125V59H123V61L124 60H126V58L128 59V57H130V56H132V58H134V57H136V53H138L137 55H140V56H138V57H142V61L144 60L143 58V56H145L144 55V53L142 52V54H141V52H140V50L138 49H135V47ZM170 46V45H169ZM174 46H175V44H174ZM219 46V45H218ZM218 46H217V48L216 49H219L218 48ZM231 45L229 44V47H230ZM88 50H90L89 52H91L92 54H93V56H94V59L92 58L91 60H88V61H85V60H81L80 58L82 57L81 55H86V53L85 54H81L80 56V58H79V56H77V57H73V58H71V57H68V56H66V55H63L59 60H56V61H54V65H55V67H53L54 69H60L59 67H61L62 66V63L65 61V60H68V64L70 65V66H75V68H76V74H77V77H76V82H75V85L78 87V90L77 91H79V95H78V97H76L75 99H73V98H70V100H68L69 101V103H66L65 102V100L63 99V97H62V95H60L59 93H57V95H56V97L55 98H51V96L49 95V93H47L46 91H43L42 89H40L39 88V86H38V84L41 82V72H40V69H38V67L36 66V64H37V62H36V60H35V62H33V65H35L34 67H35V69L34 70H32V73H31V76H30V78L28 77V81L25 83L26 85H28V86H33L34 87V89H35V93L37 94V96H36V98H35V101H34V103H32V105H31V108H32V113L33 114H24V112H23V109H22V107H21V98L23 97V93H19V92H15V91H12V90H4V91H0V158H1V160H2V162H1V164H0V173H1V175H3V177L6 179V181H7V184H8V186L10 187L9 189H11V191H12V193L13 194H15L16 196H17V198H19L20 199V204L19 205H17L16 207H14V206H12L6 199H5V197H0V215H1V220H0V245L2 246V248H4L5 246H6V244H4V242H6L7 241V239L9 240V241H11L12 243H18L21 239H23V238H25L28 234H27V232H26V227H24V226H22L21 225V222H20V218H22L23 216H21L22 214V210L25 208V206H24V204H22L23 203V201H26L27 199H29V198H31L39 207H44V206H46L47 208H49L50 209V211H51V215L53 216L52 217V222H54V223H59V219H60V214H63V212L61 213V208H62V201H60L59 199H56L55 200V203L54 204H51L52 202H53V192H54V189L52 188V186H51V184L50 183H48L45 179H43V178H41V176H40V165H38V164H36V163H34L33 162V160L28 156V152H26V147H25V145H24V140H25V138H26V134H23V135H21V136H19V140H20V143L18 144V145H13V143H12V140H11V130L12 129H10L11 127H13V126H15L16 124H22L23 123V121H24V117H25V115H28V120H29V123H30V125H36V126H38V125H41V126H43V128L45 129V130H47V131H52L53 129H54V127H55V125L58 123H61V122H63L64 120H65V115L67 114H69V111H71V105H72V107L74 108V109H77V110H83V112H84V124H88V125H90V126H92L94 129H96V130H99V128H101V126L102 125H104L105 123H107L108 122V124H107V129H108V127L111 125V122H110V118H112L113 117V108H112V106H111V104H110V100H111V96H113L112 95V89L110 88V85L112 84L113 85V70H111L110 71V73L111 74H109V75H106V69L102 66V63L105 65V63L108 65V60H107V58L108 57H110V55L111 54H109V52H108V54H105V52H104V49H106V48H104V45H102V44H97V45H94V46H92V45H87V46H85ZM142 47H143V44H142ZM191 47V46H190ZM229 47L227 48V50H230L231 51V49H232V47H231V49H229ZM257 47V46H256ZM263 47V46H262ZM25 48V47H24ZM147 48V47H146ZM187 48V47H186ZM237 49H239L238 47H236ZM251 48V47H250ZM121 49V48H120ZM133 49V50H132ZM149 49V50H150ZM171 49H172V47H171ZM213 49V48H212ZM222 49V50H221ZM243 48H241V50H242ZM246 49H248V48H246ZM252 49V48H251ZM251 49H250V51H251ZM53 50H56V49H53ZM113 50V49H112ZM111 50V51H112ZM145 50H147V49H145ZM150 50V51H151ZM173 50H175V49H173ZM173 50H171L172 52H173ZM187 51H189L188 49H186ZM186 50H184L185 52H186ZM234 50V49H233ZM131 51V52H130ZM138 51V52H137ZM143 51H144V48H143ZM217 51V50H216ZM235 51V50H234ZM239 52H241L240 50H238ZM246 51V50H245ZM88 52V53H89ZM130 52V53H129ZM172 52H170V54L172 53ZM183 53V55L185 54V55H187V54H189V52H186V53ZM247 52V51H246ZM254 52V51H253ZM164 53V52H163ZM219 53V52H218ZM217 53V54H218ZM237 52H235V54H236ZM242 53V52H241ZM252 53V52H251ZM255 53V52H254ZM149 54V53H148ZM238 55L240 54V53H237ZM244 54V53H243ZM261 54V53H260ZM76 55H78V54H76ZM127 55V56H126ZM129 55V56H128ZM142 55V56H141ZM150 55V54H149ZM162 55V54H161ZM168 55V54H167ZM215 55H216V53H215ZM222 55H223V53H222ZM221 55V56H222ZM225 55V54H224ZM223 55V56H224ZM237 55V56H238ZM105 56L107 57V58H105ZM114 56V55H113ZM121 56V55H120ZM125 56V57H124ZM146 56H147V54H146ZM154 56H152L153 58H154ZM157 56H158V58H157ZM162 56H164V55H162ZM243 56V55H242ZM253 56L255 57V55L253 54ZM116 57V56H115ZM170 57V59H171V57H172V54H171V56H169ZM176 57V56H175ZM184 57V56H183ZM186 57V56H185ZM190 57V56H189ZM189 57L187 58V60L189 59ZM250 57V56H249ZM47 58L49 59V54L47 55ZM84 58V57H83ZM90 58V57H89ZM161 58V59H160ZM173 58V57H172ZM223 58V57H222ZM222 58H220V59H222ZM225 58V57H224ZM237 58V57H236ZM47 59V60H48ZM146 59V62H148L147 60L149 59L148 58V56L145 58ZM168 59V58H167ZM167 59H164V60H167ZM241 59V58H240ZM239 59V60H240ZM242 59H245L244 57L242 58ZM110 60H112L111 58H110ZM116 60V59H115ZM169 60V59H168ZM193 60V59H192ZM191 60V61H192ZM248 61V59L246 58L245 59V61ZM139 61V60H138ZM142 61H141V64H142ZM145 61V60H144ZM170 61V60H169ZM172 61H174V60H172ZM172 61H170V63L172 62ZM177 61L178 60H176V61H174V62H176L177 63ZM190 61V59H189V61H186L185 62V60H184V63L186 64L187 62H191ZM213 61V60H212ZM211 61V62H212ZM225 60H223V62H224ZM229 61H231V60H229ZM229 61H228V64L230 65V67H231V64H232V62L231 63H229ZM259 61V60H258ZM258 61H256V62H258ZM192 62H195V61H192ZM218 62H220V61H218ZM217 62V63H218ZM226 62H227V60H226ZM235 62V63H234ZM248 62H250V61H248ZM132 63H134V62H132ZM162 63H163V61H162ZM166 63V62H165ZM170 63H166V64H168L167 65V67H168V69L167 68H163V70L165 69H167V73H165V74H170V71H171V66L169 67V65H170ZM176 63H175V65H176ZM40 64V63H39ZM42 64H44V63H42ZM135 64V63H134ZM154 65H155V63H153ZM219 64V63H218ZM217 64V65H218ZM233 64L235 65V64H237L236 63V61H233ZM232 64V66H234ZM33 65H31V67L33 66ZM127 65V64H126ZM135 65H137V66H134L135 67V69L134 70H136V67H137V71L138 70H142L141 68H139L138 69V66H139V64H135ZM148 64H145V66H147ZM153 65V66H154ZM161 65L162 64H160V67H161ZM164 65V64H163ZM172 66H173V63L171 64ZM174 65V67L177 69L178 67H176ZM192 65L193 64H191V65H188L187 66V69H188V67H190L189 68V71H190V75L193 73V68H192ZM30 66V65H29ZM43 66V65H42ZM142 66H143V64H142ZM148 66H150V65H148ZM178 66V65H177ZM247 66V65H246ZM30 67V68H31ZM108 67V66H107ZM150 67H152V66H150ZM159 67V68H160ZM173 67V68H174ZM180 67V66H179ZM229 67V66H228ZM234 67H236V65L234 66ZM237 67H238V65H237ZM252 67H254V66H252ZM251 67V68H252ZM29 68V69H30ZM43 68H45V67H43ZM129 68V67H128ZM169 68H170V70H169ZM172 68V69H173ZM174 68V69H175ZM192 68V69H191ZM224 68H226V70L229 72V71H232V69L231 68H227V67H224ZM28 69V68H27ZM131 69V68H130ZM151 69H153V67L151 68ZM155 69H156V67H155ZM158 69V68H157ZM157 69L156 70H153V72H157ZM228 69H231V70H228ZM237 69V68H236ZM246 69H248V68H246ZM23 70V69H22ZM109 70V69H108ZM115 70V69H114ZM161 68H160V72H161ZM223 71H224V69H222ZM221 70V71H222ZM25 71V70H24ZM54 70H52V72H53ZM58 71V70H57ZM60 71V70H59ZM73 71H75V70H73ZM173 71V70H172ZM222 71V72H223ZM227 71H225V74L227 75L228 73H226ZM235 70H233V72H234ZM51 72V76H53L52 74H54V73H52ZM187 72H188V70H187ZM192 72V73H191ZM216 72V71H215ZM237 72V71H236ZM254 72V71H253ZM25 73V72H24ZM44 73V72H43ZM50 73V72H49ZM48 73V74H49ZM60 73H62V71L60 72ZM150 73V72H149ZM174 73L176 74V71H174ZM238 73V72H237ZM239 73H241V72H239ZM21 74V73H20ZM22 74H23V71H22ZM22 74H21V76H22ZM133 74H134V71H133ZM154 74V73H153ZM157 74V73H156ZM165 74L163 75V76H165ZM168 74V75H169ZM253 74H255V73H253ZM257 74V73H256ZM147 75H149V74H147ZM190 75H189V72H188V77H190ZM219 75V74H218ZM223 75L224 74H222V76H220V77H222L223 78ZM234 75V74H233ZM232 75V73L230 74V75H228L230 78H233V77H231V76H233ZM20 76V75H19ZM20 76V77H21ZM48 76V75H47ZM54 76H57V75H54ZM53 76V77H54ZM162 76V75H161ZM160 76V77H161ZM162 76V77H163ZM261 76V75H260ZM259 76V77H260ZM160 77H158L159 79H161ZM166 77V82L164 83L165 85H166V87L167 86H173V82H174V79H175V77L174 76H172L174 79H172V77H167V76H165ZM227 77V76H226ZM255 77V76H254ZM258 77V76H257ZM263 77V76H262ZM23 78V77H22ZM164 78V77H163ZM162 78V80H164ZM177 78V77H176ZM178 78H180V77H178ZM235 78H236V76H235ZM240 78V77H239ZM238 78V79H239ZM256 78V77H255ZM254 78V79H255ZM229 79V78H228ZM238 79H235L236 81L238 80ZM241 79H242V77H241ZM240 79V80H241ZM263 79H264V77H263ZM49 80V79H48ZM170 80V82L169 83H167L168 81ZM173 80V81H172ZM230 80V79H229ZM234 80V79H233ZM257 80V79H256ZM68 81H70V79H68ZM161 81V80H160ZM210 81V80H209ZM247 81V80H246ZM245 81V82H246ZM255 81V80H254ZM258 81V80H257ZM259 81H261V80H259ZM259 81H258V83H259ZM134 82V81H133ZM132 82V83H133ZM178 82V81H177ZM233 82V81H232ZM238 82V81H237ZM240 82V81H239ZM238 82V83H239ZM50 83L52 84V81H50ZM49 83V84H50ZM68 83L69 82H67V84L65 83V85L67 86L68 85ZM167 83V84H166ZM219 83H221L220 81L218 82V84L217 85H219ZM222 83H225V82H222ZM221 83V84H222ZM237 83V84H238ZM247 83V82H246ZM246 83H244V84H246ZM257 83V82H256ZM62 84V83H61ZM220 84V85H221ZM237 84H235L234 83V85H232L231 87H233V89L234 88H236L237 87ZM242 84V83H241ZM226 85H228V84H226L225 83V85L223 84V86H226ZM9 86H11V85H9ZM20 86V85H19ZM66 86H65V89H68L69 90V87H70V84L67 86L68 88H66ZM116 86H118V85H116ZM177 86H178V83H177ZM215 86V85H214ZM245 86V85H244ZM113 87V86H112ZM238 87H240V86H238ZM75 88V87H74ZM159 88H161V87H159ZM185 88V87H184ZM220 88V90H222V91H224V92H222V94H224V93H226L225 92V88L223 89L222 88V86H220L219 87ZM178 89V88H177ZM218 91H219V89L218 88H216ZM215 89V90H216ZM71 90V89H70ZM137 91H138V88L136 89ZM184 90V89H183ZM196 90V89H195ZM215 90H213L214 92H215ZM228 90V89H227ZM230 90H232V89H230ZM57 91V90H56ZM72 91L73 90H71V93H72ZM74 91L75 92H77L76 91V89H74ZM73 91V92H74ZM123 91V90H122ZM171 91H172V93H173V90L171 89ZM170 91V92H171ZM198 91V90H197ZM259 91V90H258ZM74 92V93H75ZM127 92H128V98H129V100H130V102H131V104H132V106L135 108V109H137V102L134 100V94L128 89L127 90ZM126 92V93H127ZM166 92V91H165ZM193 92V91H192ZM210 92V91H209ZM221 92V91H220ZM229 92V91H228ZM63 93V92H62ZM123 93H124V91H123ZM216 93H217V91H216ZM215 93V94H216ZM241 93V92H240ZM244 93H246L245 91H244ZM257 93V92H256ZM51 94H52V92H51ZM147 94V93H146ZM149 94H150V92H149ZM148 94V95H149ZM185 94H186V92H185ZM208 94V93H207ZM218 94V93H217ZM217 94H216V96L214 95V100L213 101H216L215 102V105H214V107L215 108H211V111H212V113L213 114H211V115H213V117L215 118V119H217V118H219L220 117V113H219V111L217 110V108H216V104H217V102L219 101V99H217L216 100V98H217ZM228 94V93H227ZM188 95V94H187ZM190 95V94H189ZM192 95V94H191ZM229 95V94H228ZM227 95V96H228ZM254 95V94H253ZM67 96V95H66ZM71 96H72V94H71ZM75 96V95H74ZM226 96V95H225ZM225 96L223 95L222 97H223V99L225 100ZM145 97V96H144ZM219 97V96H218ZM249 97H250V94H249ZM68 98V97H67ZM185 99H188V98H184L183 100H185ZM194 99V98H193ZM148 100V99H147ZM233 100V99H232ZM186 101V100H185ZM184 101V102H185ZM223 101V100H222ZM221 101V102H222ZM225 102V101H224ZM237 102V101H236ZM255 102V101H254ZM71 104V105H70ZM120 104V103H119ZM192 104V103H191ZM190 104V105H191ZM227 104V103H226ZM232 104H233V101H232ZM235 104V103H234ZM255 104V103H254ZM70 105V107H69V111L68 110H66L67 109V107ZM160 105V104H159ZM185 105H188V103H186ZM193 105V104H192ZM209 104H207V106H208ZM236 105V104H235ZM123 106H125L124 104H123ZM123 106H121V107H123ZM219 106H221V105H219ZM243 106V105H242ZM253 106V105H252ZM198 107V109L200 108L199 106H197ZM250 107V106H249ZM118 108V107H117ZM248 108V107H247ZM123 109V108H122ZM241 109V108H240ZM167 110L169 111V108H167ZM166 110V111H167ZM177 110V109H176ZM184 110V109H183ZM254 109H252V111H253ZM256 110V109H255ZM254 110V111H255ZM116 111H118V110H116ZM121 111V110H120ZM125 111V110H124ZM233 111H236V110H233ZM260 111V110H259ZM231 112H232V110H231ZM116 113H119V112H116ZM121 113H122V111H121ZM179 113V112H178ZM194 113V112H193ZM222 113V112H221ZM226 113V112H225ZM126 114V113H125ZM185 114V113H184ZM232 114V113H231ZM264 114V113H263ZM262 114V115H263ZM70 115V114H69ZM127 115V114H126ZM132 115V114H131ZM179 115V114H178ZM177 115V116H178ZM203 115V114H202ZM117 116V115H116ZM115 116V117H116ZM123 116V115H122ZM181 115H179L178 117H176V115H172V118H173V120H171L172 122H173V127H174V129H175V131L176 130H180V128L182 127L181 126V122H180V117ZM233 116V115H232ZM239 116V115H238ZM82 117H83V115H82ZM106 117L107 118H109V120L107 121V122H105L106 121ZM141 117V116H140ZM187 117H189V115L187 116ZM199 117V116H198ZM212 117V118H213ZM55 119L56 121H52V119ZM126 118H127V116H126ZM125 118V119H126ZM144 118V117H143ZM142 118V119H143ZM179 118V119H178ZM185 118V117H184ZM204 117H202V119H203ZM232 118V117H231ZM263 118V117H262ZM74 119V118H73ZM66 120H68V119H66ZM117 121H118V119H116ZM122 120H124V119H122ZM197 120H198V118H197ZM235 120V119H234ZM240 120V119H239ZM239 120H237V122L239 121ZM243 120V119H242ZM255 120V119H254ZM253 120V121H254ZM116 121V122H117ZM126 121H127V119H126ZM260 121V120H259ZM263 121V120H262ZM69 122V121H68ZM122 122V121H121ZM185 122V121H184ZM203 122V121H202ZM205 122V121H204ZM212 122V121H211ZM210 122V123H211ZM228 122V121H227ZM226 122V123H227ZM236 122V121H235ZM236 122V123H237ZM130 123V122H129ZM197 123L199 124V121H197ZM218 123V122H217ZM70 124V123H69ZM78 124V123H77ZM128 124V123H127ZM127 124H126V126H127ZM186 124V123H185ZM203 124V123H202ZM209 124V123H208ZM231 124H233L232 123V121H231ZM23 125V124H22ZM115 125V124H114ZM125 125V124H124ZM130 125H131V123H130ZM213 125H215V124H213ZM220 125H222V123L220 124ZM220 125H219V127L218 126H216V127H218V128H222V127H225V125L224 126H221L220 127ZM234 125V124H233ZM236 125V124H235ZM122 126V125H121ZM125 126V127H126ZM166 126H168V125H166ZM186 126H187V124L185 125V128H186ZM199 126L200 125H197L196 123H194V122H191L189 125H188V130H192V132H193V135H194V133L197 135V138H198V136L201 134L200 133V131L201 130H199ZM208 126V125H207ZM210 126V125H209ZM239 126V125H238ZM128 127V126H127ZM133 127V126H132ZM170 127V126H169ZM200 127H202V126H200ZM263 127H264V125H263ZM23 128V127H22ZM76 128H77V125H76ZM113 128V127H112ZM123 128V127H122ZM154 128V127H153ZM206 128V127H205ZM204 128V129H205ZM241 128V127H240ZM243 128V127H242ZM261 128H262V125H261ZM260 128V129H261ZM41 129V128H40ZM86 129V128H85ZM132 129V128H131ZM142 129V128H141ZM152 129V128H151ZM155 129V128H154ZM161 129V128H160ZM170 129V128H169ZM78 130V129H77ZM83 130V129H82ZM87 130V129H86ZM114 130V129H113ZM150 130V129H149ZM223 130V129H222ZM18 131H20V130H18ZM84 131V130H83ZM164 131H165V129H164ZM167 131V130H166ZM78 132V131H77ZM133 132H134V130H133ZM138 132V131H137ZM181 132V131H180ZM191 132V131H190ZM202 132V131H201ZM250 132V131H249ZM47 133V132H46ZM87 133V132H86ZM146 133V132H145ZM147 133H148V131H147ZM171 133H173V132H171ZM184 133V132H183ZM183 133H181V134H183ZM210 133V132H209ZM246 133V132H245ZM63 134H66V133H63ZM101 135L103 134V138L102 139H104V138H106V139H109V134H108V132H101L100 133ZM149 134V133H148ZM174 134V133H173ZM176 134V133H175ZM190 134V133H189ZM242 134V133H241ZM46 135V134H45ZM72 135V134H71ZM115 135V134H114ZM132 135V134H131ZM145 135V134H144ZM244 135V133L242 134V136ZM117 136V135H116ZM146 136V135H145ZM176 136V135H175ZM178 136V135H177ZM181 136V135H180ZM201 136V135H200ZM203 136H205V135H203ZM224 136V135H223ZM233 136H235V135H233ZM241 136V135H240ZM16 137V136H15ZM44 137V136H43ZM65 137V136H64ZM67 137V136H66ZM120 137V136H119ZM134 137V136H133ZM140 137V136H139ZM172 137V136H171ZM206 137H208V136H206ZM218 137H220V136H218ZM231 137V136H230ZM259 137V136H258ZM28 138V137H27ZM175 137H173V139H174ZM210 138V137H209ZM242 138V137H241ZM18 139V138H17ZM49 139V138H48ZM141 139V138H140ZM157 139H159V138H157ZM168 139H169V137H168ZM231 139L233 140V137H231ZM239 139H240V137H239ZM16 140V139H15ZM120 140V139H119ZM118 140V141H119ZM208 140V139H207ZM217 140V139H216ZM215 140V141H216ZM223 139H221V141H222ZM231 140V141H232ZM43 141V140H42ZM65 141H69V138L67 139V140H65ZM169 141V140H168ZM178 141V140H177ZM202 141V140H201ZM235 141H237L236 139H235ZM52 142V141H51ZM74 142V141H73ZM104 142V141H103ZM124 142V141H123ZM170 142V141H169ZM174 142V141H173ZM205 142V141H204ZM238 142V141H237ZM257 142V141H256ZM108 143V142H107ZM235 142H233V144H234ZM242 143V142H241ZM64 144V143H63ZM181 144V143H180ZM212 144V143H211ZM237 144V143H236ZM238 144H240V141L238 142ZM237 144V145H238ZM248 144V143H247ZM65 145H67V144H65ZM108 145L110 146V144L108 143ZM183 145V144H182ZM194 145H195V143H194ZM193 145V146H194ZM214 145V144H213ZM58 146V145H57ZM114 146V145H113ZM185 146V145H184ZM122 147V149H123V146H121ZM128 147V146H127ZM126 147V148H127ZM154 147H156V146H154ZM228 147V146H227ZM65 148V147H64ZM73 148V147H72ZM93 148V147H92ZM110 148V147H109ZM119 148H120V146H119ZM124 149V151L126 150H128V149ZM129 148V147H128ZM162 148V147H161ZM193 148V147H192ZM252 148V147H251ZM262 148H264L263 146H262ZM33 148L32 147H29V150H32ZM121 149V150H122ZM130 149V151L132 150L131 148H129ZM158 149H160V148H158ZM212 149V148H211ZM229 149V148H228ZM65 150V149H64ZM75 150V149H74ZM109 150V149H108ZM135 150V149H134ZM137 150V149H136ZM155 150H156V148H155ZM161 150H163V149H161ZM173 150V149H172ZM194 150V149H193ZM199 150H201V149H199ZM28 151V150H27ZM57 151V150H56ZM123 151V152H124ZM125 151V152H126ZM129 151V150H128ZM129 151V152H130ZM148 151V150H147ZM153 151V150H152ZM171 151V150H170ZM219 151V150H218ZM231 151V150H230ZM14 152V153H13ZM158 152L160 153L161 151L160 150H158ZM169 152V151H168ZM202 152V151H201ZM221 152V151H220ZM219 152V153H220ZM53 154H55L56 152H52ZM77 153H78V151H77ZM101 153V152H100ZM107 154H108V151L106 152ZM142 153H143V151H142ZM142 153H140V154H142ZM145 153V152H144ZM156 153H157V150H156ZM156 153H154L153 152V156H154V154H156ZM158 153V154H159ZM203 153V152H202ZM205 153H207V152H205ZM225 153H226V151H225ZM225 153H223V154H225ZM230 154L232 153V151L231 152H229ZM251 153V152H250ZM264 153V152H263ZM12 154H16V159H19L20 161H21V163H22V166H21V168L19 169V171L17 172V175L15 176V178L13 179V178H11V177H9L8 176V171H7V168H8V166L10 165V161H13V159H12ZM61 154H62V152H61ZM107 154H105L104 153V160L100 163V164H98V163H92L91 164V167H90V169H91V174L90 175H88L87 177H85V179H84V181L83 182H81V184H80V189H81V191H82V193H83V197H80V198H75L74 200H73V205H72V207L71 208H69V209H66L65 210V213H64V217H68L69 216V214H71V212L72 213H74V215H73V217L72 216H70V218H68L69 220H68V222L69 223H71V224H74V217H77V219H78V216H80L81 215V213H83V210H84V212L86 211V212H90L91 213V211H93L94 209H93V207H92V205H90V203H89V200L87 199V195H89L90 196V199H94L95 201H97L98 202V204H99V206H98V212H97V218L100 216V218L101 217H107L106 219L107 220H109L110 221V216H109V210H108V207H109V205H108V199L110 198V196L112 195V193H113V166L111 165V166H109V162H110V160L108 159V155ZM128 154H130V153H128ZM146 154V153H145ZM185 154H187V153H185ZM195 154V153H194ZM199 154H200V152H199ZM208 154V153H207ZM252 154H253V152H252ZM251 154V155H252ZM51 155V154H50ZM57 155H59V154H57ZM111 155V154H110ZM114 155V154H113ZM125 155H127V154H125ZM142 155H144V154H142ZM147 155H149V154H147ZM151 155V156H152ZM206 155V154H205ZM204 155V156H205ZM209 155V154H208ZM250 155V156H251ZM54 156H56V155H54ZM133 156V155H132ZM136 156V155H135ZM138 156V155H137ZM156 156V155H155ZM154 156V157H155ZM158 156V155H157ZM185 156V155H184ZM193 156V155H192ZM221 156H222V154H221ZM224 156H226V155H224ZM228 156V155H227ZM248 156V155H247ZM253 156H254V154H253ZM68 157V156H67ZM99 157H101V156H99ZM129 157V156H128ZM148 157V156H147ZM159 157H161V156H159ZM197 157V156H196ZM200 157H202V156H200ZM229 157V156H228ZM227 157V158H228ZM60 158V157H59ZM150 158V157H149ZM152 158V157H151ZM151 158L147 161L148 163H150L151 162ZM179 158V157H178ZM203 158V157H202ZM201 158V159H202ZM263 158H264V156H263ZM12 159V160H11ZM15 159V158H14ZM98 159H100V158H98ZM111 159V158H110ZM116 159V161H117V159L118 158H114V160ZM132 159V158H131ZM136 159V158H135ZM229 159V158H228ZM252 159V157L250 158V160ZM254 159V158H253ZM260 159H261V157H260ZM51 158L50 157H48L47 156V158L44 160V164H45V166H48L49 165V162H51ZM120 160V159H119ZM125 160V159H124ZM141 160V159H140ZM160 160V159H159ZM161 160H162V158H161ZM174 160V159H173ZM179 160V159H178ZM178 160H176V161H178ZM185 160V159H184ZM194 160V159H193ZM196 160V159H195ZM204 160V159H203ZM79 161H80V159H79ZM84 161V160H83ZM82 161V162H83ZM143 161V160H142ZM164 160H162V163L160 164L159 163V165H158V167L159 168H161V166H163V164L165 165L167 162H163ZM175 161V162H176ZM188 161H191V160H188ZM199 161V160H198ZM235 161V160H234ZM246 161V160H245ZM252 161H254V160H252ZM262 161H263V159H262ZM261 161V162H262ZM16 162V161H15ZM68 162V161H67ZM112 162H114V161H112ZM180 163H182L181 162V159H180V161H179ZM196 162V161H195ZM194 162V163H195ZM230 162V161H229ZM249 162V165H250V161H248ZM248 162H247V164H248ZM52 163V162H51ZM120 163V162H119ZM246 163V162H245ZM244 163V164H245ZM12 164V163H11ZM53 164V163H52ZM85 164V163H84ZM84 164H82V166L84 165ZM112 164V163H111ZM116 164H118V163H116ZM140 164V163H139ZM138 164V165H139ZM154 164V163H153ZM153 164H151V166H153ZM170 164V163H169ZM196 165H198L197 164V162L195 163ZM200 164V163H199ZM230 164V163H229ZM263 164V163H262ZM124 165V164H123ZM135 165V164H134ZM141 165V164H140ZM150 165V164H149ZM148 165V166H149ZM254 165H256V163H254ZM259 165V164H258ZM20 166V165H19ZM19 166H16V167H19ZM156 166V165H155ZM190 166L192 167V166H194V164H193V162L192 163H190ZM189 166V168H188V172H187V174H189L190 173V170H191V167ZM247 166V165H246ZM246 166H243V168L244 167H246ZM253 165L251 164L249 167L247 166V169H250V167H252ZM260 166V165H259ZM9 167H11L12 168V166L10 165ZM79 167H80V165H79ZM121 167V166H120ZM128 167V166H127ZM142 167H144V166H142ZM154 167V166H153ZM152 167V168H153ZM185 167H186V165H185ZM258 167V166H257ZM57 168V167H56ZM58 168H60L61 169V167H58ZM57 168V169H58ZM63 168V167H62ZM84 168H86V167H83V169ZM129 168V167H128ZM133 168V167H132ZM135 168H138V167H135ZM146 168V167H145ZM152 168H151V170H152ZM186 168V169H187ZM194 168V167H193ZM195 168H197V167H195ZM148 169V168H147ZM162 169V168H161ZM183 169V167L181 168V170ZM186 169H184L183 171H186ZM206 169L208 170V172L212 175V179H213V188L214 189H217L218 190V186H219V183H220V178H221V174H223V171L224 170H222L223 169V163H222V161H221V158H220V156L219 155H217L215 152H213V151H211V153H210V155L208 156V158H207V162H206ZM257 169V168H256ZM66 170V169H65ZM149 170V169H148ZM147 170V171H148ZM158 170V169H157ZM192 170H194V169H192ZM230 170V169H229ZM233 170V169H232ZM244 169H242V171H243ZM15 170L13 169V172H14ZM61 171V170H60ZM59 171V172H60ZM182 171V172H183ZM247 171V170H246ZM16 172V171H15ZM52 172V171H51ZM50 172V173H51ZM161 172V171H160ZM180 172V171H179ZM178 172V173H179ZM181 172V175H183V173ZM193 172H195V171H193ZM257 172V171H256ZM259 172V171H258ZM151 173V172H150ZM12 174V173H11ZM155 175H156V173H154ZM164 173H163V171L161 172V175H163ZM173 174H174V172H173ZM175 174H177V172H175ZM237 174V173H236ZM79 175V174H78ZM160 175V176H161ZM194 175H195V173H194ZM198 177H200L201 175L203 176V174L202 173H198ZM204 175H205V173H204ZM235 175V174H234ZM254 175H256L255 173H254ZM253 175V176H254ZM13 176H14V174H13ZM116 176V175H115ZM159 176V177H160ZM174 176V175H173ZM189 176V175H188ZM192 176V175H191ZM210 175H208L207 176V178L209 177ZM224 176V175H223ZM236 176L237 177H239L240 175H235V178H236ZM248 176V175H247ZM251 176L252 175H250V176H248V177H250L251 178ZM262 176V175H261ZM74 177V176H73ZM226 177V176H225ZM232 177V176H231ZM240 177H242V176H240ZM255 177V176H254ZM253 177V179H255ZM37 178V179H36ZM74 178H76V177H74ZM161 178H163L162 176H161ZM160 178V179H161ZM174 178V177H173ZM172 178V179H173ZM175 178H177V176L175 177ZM188 178V177H187ZM190 178V177H189ZM234 177H232V180H231V182L232 181H234V179H233ZM262 178V177H261ZM264 178V177H263ZM171 179V180H172ZM183 179V178H182ZM206 178H204V181H206V180H208V179H206ZM222 179H223V177H222ZM227 179V178H226ZM238 179V180H237ZM237 179H235V180H237V181H239V178H237ZM244 179V178H243ZM242 178H240V180H241V182H243L244 180H243ZM248 179V178H247ZM256 179H257V177H256ZM31 180H33V181H31ZM163 180V179H162ZM200 180H203V177H202V179H200ZM228 180V179H227ZM258 180V179H257ZM261 180V179H260ZM263 180V179H262ZM262 180H261V182H262ZM132 181H134V180H132ZM164 181H165V179H164ZM167 181H169V180H167ZM172 181H176L177 182V186L174 184V182H172V184L170 185V183L168 182V184L170 185H166L167 186V188L169 189V190H167V188H166V191L164 190V188L163 187H161L160 188V193H159V197L157 198V200L154 202L155 204L154 205H151L153 202H151V206H149V207H147V210L146 211H144L143 212V214H141V216H140V218L139 219H132V220H130V219H128L129 220V228H128V230L126 231V233L124 234L123 233V231H124V228H126L127 226H125L124 227V225L125 224H127V223H125V219L122 221V223H124L123 224V229H122V227L119 225V223H117V222H115V224H114V227H115V230L114 231H112V232H108V241H110V243H111V245H113V248L115 249V251H116V253L118 254L117 255V258H118V256L119 257H121L122 258V260H123V262H120L121 264H191L192 262L191 261H193V259L192 260H184V259H182L181 258V255H180V253H179V251H181L180 250V248H181V246H177V245H175V246H173V243L175 244V242H177L179 245H180V243H182V238H181V235H179V232L181 233V227H180V225H181V220H183V217L185 216V213H186V211L185 210H182L180 207H176V206H174V205H172L170 202H168L167 203V200H168V196H169V194L170 193H172V192H167V191H178V190H175V189H177V187L179 186L180 187V185H182V181H181V183H178L179 181H177V179H175V180H172ZM184 181V180H183ZM226 181V180H225ZM237 181L234 183V184H236L237 183ZM259 181V180H258ZM264 181V180H263ZM1 182V181H0ZM70 182V181H69ZM72 182H74V181H72ZM135 182V181H134ZM133 182V183H134ZM228 182V181H227ZM253 182H256L255 180L253 181ZM65 184H66V181L64 182ZM248 183V182H247ZM258 183V182H257ZM260 183V182H259ZM61 184H62V182H61ZM157 184H158V182H157ZM180 184V185H179ZM206 184V183H205ZM228 184V183H227ZM240 184V183H239ZM239 184H237V186L239 185ZM251 184H252V182H251ZM262 184H264V182H262ZM134 185V184H133ZM174 185V186H173ZM243 185H245V186H247V184L244 182V184ZM250 185V184H249ZM249 185L247 186V187H249ZM255 185V184H254ZM253 185V186H254ZM5 186V185H4ZM64 186V187H63ZM183 186V185H182ZM182 186L179 188V190H181V188H182ZM208 186H209V184H208ZM207 185L206 186H204V187H208ZM228 186H230L229 184H228ZM232 186V185H231ZM236 186V185H235ZM234 185H233V187L234 188H236V190L238 189L237 188V186L235 187ZM0 187H3L2 185H0ZM73 188H74V186H72ZM174 189H173V188ZM176 187V188H175ZM239 187V186H238ZM246 187V188H247ZM61 188H66V185H62V187H58V191L59 192H61ZM184 188H186V186L184 187ZM201 188V187H200ZM210 188V187H209ZM213 188H211V189H213ZM228 188V187H227ZM230 188V187H229ZM261 188V186L258 188V191H259V193L260 192H262L261 190H259ZM4 189H5V187H4ZM7 189H8V187H7ZM7 189H6V191H7ZM132 189V188H131ZM147 189V188H146ZM171 189H173V190H171ZM205 189V188H204ZM208 189V188H207ZM206 189V190H207ZM210 189V190H211ZM240 189V188H239ZM241 189H242V187H241ZM248 190V189H247ZM1 191H2V188H1ZM5 191V193L7 194V192ZM72 191H73V189H72ZM147 191H148V189H147ZM181 191H183V190H181ZM180 191V192H181ZM185 192H187L186 190H184ZM184 191H183V193H184ZM220 191V190H219ZM228 191V194L230 193V191L229 190H227ZM226 191V192H227ZM232 191H233V189H232ZM78 192H80V190L78 191ZM77 192V193H78ZM132 192V194H133V190L131 191ZM200 192V191H199ZM225 192V193H226ZM245 192H246V189H245ZM68 193H69V191H68ZM75 193V192H74ZM167 193H169V194H167ZM188 193V192H187ZM231 193H233V192H231ZM230 193V194H231ZM243 193V195H244V192H242ZM257 193V192H256ZM3 194V193H2ZM8 194H10V192L8 193ZM129 194H130V192H129ZM129 194L126 196V197H128L129 196ZM131 194V195H132ZM147 194V193H146ZM146 194H144L143 196H145ZM157 194H158V192H157ZM174 194V193H173ZM181 194V193H180ZM229 194V195H230ZM234 194V193H233ZM239 194H240V192H239ZM247 193H245V195H246ZM258 194V193H257ZM256 194V195H257ZM261 194H264V191L261 193ZM63 195V194H62ZM71 195V194H70ZM168 195V196H167ZM179 195V194H178ZM182 195V194H181ZM184 195H185V193L182 195V197H184ZM196 195V194H195ZM219 195H221V194H219ZM235 195L236 196H239L238 194H236V191H235ZM253 194H251V196H252ZM254 195H255V193H254ZM6 196V195H5ZM64 196V195H63ZM76 196H77V194H76ZM75 195H74V197H76ZM78 196H79V194H78ZM147 196V195H146ZM233 196V195H232ZM232 196H229V197H231V199L233 200V199H238L236 196H234V198L232 197ZM249 198H250V194H248L247 195ZM7 197V196H6ZM132 197V196H131ZM138 197V196H137ZM140 197V196H139ZM151 197V196H150ZM180 197V196H179ZM181 197V198H182ZM236 197V198H235ZM257 197V196H256ZM8 198V197H7ZM10 198V197H9ZM64 199H65V197H63ZM213 198V197H212ZM222 198V197H221ZM240 198V197H239ZM127 200H130V199H128V198H126ZM138 199V198H137ZM172 199L173 198H171V202H172ZM179 199V198H178ZM208 199H209V197H208ZM225 199H227V198H225ZM224 199V200H225ZM244 199H245V196H244ZM63 200V199H62ZM177 200V199H176ZM194 200V197L193 196H191V198L188 200L189 201V203H191L192 201ZM222 200V199H221ZM251 200H253V203H251V208H252V210H250V211H252V212H256V213H258V216H262L263 214H264V196H259V197H257V198H251ZM21 201H22V203H21ZM211 201V200H210ZM238 201L239 200H237V202L236 203H238ZM246 201V200H245ZM65 202V201H64ZM66 202H67V200H66ZM120 202V201H119ZM175 202V201H174ZM186 202V201H185ZM242 202H244V201H239V203H242ZM113 203V202H112ZM135 203V202H134ZM170 203V204H169ZM173 203V202H172ZM179 203V202H178ZM234 203V202H233ZM66 204V203H65ZM127 205H128V202L126 203ZM181 204V203H180ZM235 204V203H234ZM243 204H245V203H243ZM116 205V204H115ZM145 205V204H144ZM237 207H238V204H235ZM225 206V205H224ZM230 206V205H229ZM228 206V207H229ZM128 207V206H127ZM130 207L131 208H133V210H134V208L136 207L134 204H132L131 206H129L128 208H127V210L129 209V211H130V214L132 213V211L130 210ZM191 207V206H190ZM196 207V206H195ZM236 207V208H237ZM21 208H22V210H21ZM96 208V207H95ZM116 209H117V207H115ZM123 207H119V209H122ZM231 208V207H230ZM241 208H243V207H241ZM64 209V208H63ZM62 209V210H63ZM119 209H118V211H119ZM221 207H219V208H217V210L220 212L221 211ZM21 210V211H20ZM223 210H225L224 208H223ZM243 210V209H242ZM249 210V209H248ZM30 211V210H29ZM28 211V212H29ZM64 211V210H63ZM121 211V210H120ZM128 211V212H129ZM153 211V212H152ZM239 211V210H238ZM25 212H27V211H25ZM31 212V211H30ZM225 212H226V210H225ZM233 211L231 210L230 211V213H232ZM115 213V212H114ZM118 213V212H117ZM121 213V212H120ZM120 213H118V215H120ZM135 213V212H134ZM149 213H151V214H149ZM89 214V213H88ZM133 214V213H132ZM131 214V215H132ZM152 214H154L153 216H152ZM229 214V213H228ZM241 214V213H240ZM239 214V215H240ZM248 214V213H247ZM254 214V213H253ZM85 215V214H84ZM84 215H81V216H84ZM148 215H150V216H148ZM237 215V214H236ZM249 215H251L250 213H249ZM63 216V215H62ZM132 216H134V215H132ZM148 216V217H147ZM235 216V215H234ZM233 216V217H234ZM238 216V215H237ZM247 216V218H245L244 217V219H249L250 217L248 216V215H246ZM120 217H121V215H120ZM135 217V216H134ZM150 217H151V219H150ZM230 217H231V215H230ZM240 217H243V215L241 214L240 215ZM256 217H257V215H256ZM255 217V215H254V218H256ZM34 218V217H33ZM37 219H38V217H36ZM81 219H82V217H80ZM103 218H101V221H102V219ZM132 218V217H131ZM221 218V217H220ZM227 218H229V217H227ZM236 218V217H235ZM253 217H251L250 219H252ZM259 217H257L255 220H260L261 221V219H258ZM261 218V217H260ZM62 219V218H61ZM66 220H67V218H65ZM83 219H84V217H83ZM214 219V218H213ZM234 219V218H233ZM232 219V220H233ZM240 219H242V218H240ZM41 221H42V219H40ZM63 220V219H62ZM118 220V219H117ZM122 220V219H121ZM235 220H237V219H235ZM82 220H80L79 222H81ZM244 221V220H243ZM253 221V220H252ZM259 221V222H260ZM32 222V221H31ZM64 222V221H63ZM218 222V221H217ZM222 222V221H221ZM4 223V224H3ZM38 223H39V221H38ZM41 223V222H40ZM82 223V222H81ZM225 223V222H224ZM227 223V222H226ZM261 223V222H260ZM33 224V223H32ZM32 224H31V227H33L32 226ZM61 224V223H60ZM233 224H234V222H233ZM255 224L257 225V222H255ZM35 225V224H34ZM63 225V224H62ZM67 225V224H66ZM77 225V224H76ZM78 225H80V223L78 224ZM108 225V224H107ZM218 225V224H217ZM237 225V224H236ZM242 225V224H241ZM259 226H260V224H258ZM48 226V225H47ZM46 226V227H47ZM229 226V225H228ZM232 226V225H231ZM230 226V227H231ZM233 226H235V225H233ZM39 227V226H38ZM66 227V226H65ZM76 227H78V226H76ZM80 227V226H79ZM104 227H106V226H104ZM111 227V226H110ZM113 227V226H112ZM220 227V226H219ZM230 227H228L227 228V230L230 228ZM255 227H258V226H255ZM254 227V228H255ZM81 228V227H80ZM200 228V227H199ZM232 228V227H231ZM38 229V228H37ZM51 231H53L54 233L53 234H56V231H59L58 230V228L56 227V229H52V227L51 228H49ZM83 229H85V228H83ZM263 229V228H262ZM30 230V229H29ZM48 230V229H47ZM76 230H77V228H76ZM93 230V229H92ZM104 230H105V228H104ZM113 230V229H112ZM255 230H257V229H255ZM260 230H261V228H260ZM28 231V230H27ZM72 231V230H71ZM78 231V230H77ZM76 231V232H77ZM80 231V230H79ZM78 231V232H79ZM219 231V230H218ZM48 232V231H47ZM66 232V231H65ZM65 232L63 233V234H65ZM97 232H99V231H97ZM226 232V231H225ZM255 233H256V231H254ZM59 233V232H58ZM68 233L70 234V232H69V230H68ZM81 232H79V234H80ZM101 233H104V232H102L101 231ZM219 233H220V231H219ZM219 233L217 234V235H219ZM257 233L259 234V230H257ZM263 233V230H262V232L260 233V234H262ZM50 235L52 234V233H49ZM62 234V235H63ZM76 234V233H75ZM182 234H183V231H182ZM213 234V233H212ZM225 234V233H224ZM48 235V234H47ZM62 235H53V238L54 237H56V236H62ZM72 235V234H71ZM77 235H78V233H77ZM82 235V234H81ZM49 236V235H48ZM99 236V235H98ZM211 236V235H210ZM39 237V236H38ZM71 236L69 235V236H66L65 238L67 239V241H69V239H71L70 238ZM208 237V236H207ZM206 237V238H207ZM213 237V236H212ZM50 237H48V239H49ZM65 238H63V239H65ZM76 238V237H75ZM80 238V239H79ZM204 238V237H203ZM205 238V239H206ZM47 239V240H48ZM62 238H61V240H63ZM77 239V238H76ZM78 239L79 240H82V237H78ZM102 239V238H101ZM204 239V240H205ZM210 239H211V237H210ZM50 241H51V239H49ZM48 240V241H49ZM60 240V242H66V240H63V241H61ZM79 240H77V242L79 241ZM185 240V239H184ZM209 240V239H208ZM215 240V239H214ZM54 241V239L52 240V242ZM94 241H95V239H94ZM200 241V240H199ZM218 241V240H217ZM51 242V243H52ZM60 242H58V243H60ZM63 242V243H64ZM67 243V242H66ZM80 243V242H79ZM205 243V242H204ZM26 244V243H25ZM50 243H48L47 242V247H48V245H49ZM62 244V243H61ZM210 244H211V242H210ZM222 244V243H221ZM44 245H45V243H44ZM74 245H75V242H74ZM85 245H86V243H85ZM85 245H83L82 246V248H83V250H85L84 249V246ZM199 245V244H198ZM62 246V245H61ZM81 246V245H80ZM104 246V247H103ZM103 246H101V248L103 247V248H106V254H107V252L108 251H110V252H108L109 253V257H111L112 258V260H114V261H117V260H115L116 258V254L115 253H111L112 252V250H111V247H109L108 248V244L107 245H104V243H103ZM202 246V245H201ZM211 246V245H210ZM214 246H216V245H214ZM221 246V245H220ZM29 247H31L32 248V244L31 245H29ZM46 247V246H45ZM70 247V246H69ZM100 247V246H99ZM198 247V246H197ZM200 247V246H199ZM19 248H20V246H19ZM29 249V248H25V250H28L29 252H31L30 250H34V248H32V249ZM102 248V250H104ZM189 248V247H188ZM208 248H210V247H207V248H205V249H208ZM215 248V247H214ZM219 248V247H218ZM21 249V248H20ZM19 249V250H20ZM56 249H57V247H56ZM107 249H108V251H107ZM113 249V250H114ZM199 249V248H198ZM216 249V248H215ZM23 250V249H22ZM24 250V251H25ZM38 250V249H37ZM36 250V251H37ZM43 250H44V248H43ZM49 250H50V247H49ZM203 250V249H202ZM209 250V249H208ZM211 250V249H210ZM214 250V249H213ZM21 251V250H20ZM28 251H26V252H28ZM54 251V250H53ZM52 251V252H53ZM114 251V252H115ZM199 251V250H198ZM212 251V250H211ZM48 252V251H47ZM47 252H46V255H47ZM84 252V254H85V251H83ZM209 252V251H208ZM216 252V251H215ZM14 253V252H13ZM24 253V252H23ZM54 253H56V252H54ZM193 253V252H192ZM200 253V252H199ZM212 253H213V251H212ZM28 254H30V253H28ZM83 254V255H84ZM99 254V253H98ZM111 254H113L112 256H110ZM182 254V253H181ZM193 254H195V253H193ZM192 254V255H193ZM214 254V253H213ZM220 254V253H219ZM218 254V255H219ZM17 255V254H16ZM46 255H44V258H45V256ZM103 255V254H102ZM200 255V254H199ZM210 255V254H209ZM208 254H205V252H204V255L203 256H206V257H203L204 259H205V261H206V258H207V256H209ZM17 256H19V253H18V255ZM106 256V255H105ZM113 256H114V258H113ZM31 257H32V254H31ZM53 256H51V258H52ZM108 257V256H107ZM108 257V258H109ZM24 260H25V256L24 257H22ZM27 258H28V256H27ZM26 258V259H27ZM34 258L35 257H33V259H32V261L34 262L35 260H37V259H39V257L37 258V259H35L34 260ZM96 258H97V254H96ZM105 258V257H104ZM197 258H198V256H197ZM209 258V257H208ZM212 257H211V255H210V260H213V259H211ZM46 259V258H45ZM106 259V258H105ZM208 259V260H209ZM21 260V259H20ZM82 260V255H81V251L80 250H78V249H71V250H67L65 253H63V254H61L60 253V256L56 259V261L53 263V264H79L80 263V261ZM101 260V259H100ZM111 260V259H110ZM23 261V260H22ZM26 261V260H25ZM30 261H31V258H30ZM40 261L41 260H39V263H40ZM102 261H103V259H102ZM102 261H101V263H102ZM106 261V260H105ZM109 261V260H108ZM107 261V262H108ZM181 261H183V262H181ZM196 261V260H195ZM235 261V260H234ZM28 262H29V260H28ZM33 262H31L32 264H34ZM36 263H38V261H35ZM175 262V263H174ZM211 262V261H210ZM6 263V262H5ZM82 263V262H81ZM200 263V262H199ZM203 263L204 264H206V262H204L203 261ZM234 263V262H233ZM30 264V263H29ZM103 264H105V263H103ZM108 264V263H107ZM112 264V263H111ZM117 264V263H116ZM196 264V263H195ZM200 264H202V261H201V263ZM208 264H209V261H208ZM211 264V263H210ZM214 264V263H213ZM218 264H219V261H218Z\"/></svg>", "mask_w": 264, "mask_h": 264}]
</instances>
